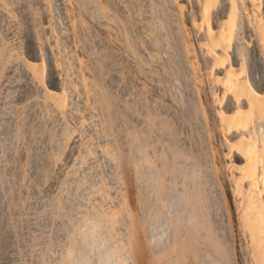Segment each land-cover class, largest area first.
<instances>
[{"label":"rangeland","instance_id":"1","mask_svg":"<svg viewBox=\"0 0 264 264\" xmlns=\"http://www.w3.org/2000/svg\"><path fill=\"white\" fill-rule=\"evenodd\" d=\"M6 0H4V1H1V2H5ZM8 1L9 2H11L12 0H7L6 1V8L3 6L4 5V3H3V5H1L0 6V16H2V17H0V21L1 22H5V24L6 25H3V27L1 26V22H0V31H1V33H3V35H5L4 36V38L3 37H1V36H3L2 34H0V38H1V40L3 39H5L4 41L2 40V43H6V40H7V42L9 43V44H7V45H4V44H2L3 46H4V48H3V46H1L0 45V72H1V70L3 71V72H1L0 73V84H2V85H0V91H2V93H6L5 94V97L6 96H8V94H10L9 96H11V97H9L11 100H8L7 98H6V100L8 101V102H13V103H11V105H13V107H15L14 109H13V107L12 106H10V103H8V102H6V100H5V97L4 96H1V95H4V94H2L1 92H0V98L1 99H4L2 102L0 101V105H2V106H4V104H6L5 106L6 107H10V109H12V111L13 110H16V112L14 111V113H15V115L14 114H12V115H14V116H11V114H10V112H11V110L9 109V108H6L5 106L3 107V108H1L2 106H0V110L2 111V112H0V120L1 121H3V123L2 122H0L1 124V127H0V134H4V135H8L9 133H10V130L11 129H13V130H17L18 128H16V126L17 127H19V130H20V128H22V130L24 131V133L23 132H19V130H17V131H12L11 130V133L12 134H14V136L13 135H11V133H10V135L12 136V138H11V136L10 135H8V136H10L9 138H8V136H4V135H2L3 136V138L0 140V141H3L4 139H5V142H6V144H5V142L3 143L2 142V147L3 148H5L3 151H1L3 148H1V146H0V154L2 153V152H4L3 154H2V156H3V158L5 157V156H7V157H5V160L4 159H1L2 158V156L0 155V162L2 163V164H5V163H3L4 161L7 163V164H10L11 162V165L13 166L12 168H13V170H12V168L9 166V165H4V167H3V169H1L0 170V173H4V171H5V175L4 174H0V183H1V190H0V226H2V227H0V231H1V233H0V257H1V259H0V264H61L62 262H60L61 260L64 262V263H66L67 261H68V263L71 261L72 262V259H73V257L72 256H74V254H75V256H77V255H80V253H82V250L81 251H79V249H78V251L80 252H78L77 250H76V247L75 246H73V248H70V247H72V242L71 243H69V241H72L71 239H70V237L69 236H72L73 234H77L78 232L77 231H79L80 229L79 228H81L82 227V229H84V231H85V229L86 228H88V226H87V224L85 223V222H87L86 221V218H84V217H86V215H88V214H90L89 213V211H88V213H87V211L86 210H90V212H95V211H97L100 207H98V206H100L99 204H105V206H104V204L102 205V208H103V206L106 208H104V209H100V210H98L99 211V213L101 214V216L103 215L104 217H102L103 218V220H106L105 222L103 221V222H101V224L103 223V226H105L101 231L99 230V228L100 227H102V226H99V228H88V230L90 231V232H88V234L86 235V237H88V236H90V238H91V240H89V243H88V241H87V238H86V244H87V246H88V244H89V246H88V248H87V246H84V247H86V249H84V250H86V252L87 253H89V251H90V255H91V258H90V255L88 254V257L92 260H90V263L91 264H125L124 262H126V263H128V264H130L131 263V261L132 260H138L139 258H138V256L137 255H133L134 257H130V255L132 254L131 252H129L128 253V251H126V248H123V246L125 247L126 245V247H128V248H130V244H129V240L131 239V237L129 236L130 234H131V232H133V230L134 229H137L135 232L137 233V235H136V233H135V235L134 236H137L138 237V240L139 241H142L143 243H144V249H143V252H144V254H145V252L147 251V249L146 248H148V251L146 252V254H148V255H146L145 254V256H147V257H145L144 258V264H153L154 262H156V260L155 259H157L158 258V261H159V264H162V262L163 263H166V261L168 260L169 261V259H171L169 262L167 261V264L169 263V264H211L213 261V263L212 264H243V262L241 261V259H240V256H241V253H240V247H241V245H243V241H240L238 238H235L236 236L234 235H228L227 236V242L225 243V246H224V251L223 250H221L220 249V251H222V252H225L224 254H226V256L223 254V253H221L220 251V253L222 254H220L219 252H218V250H219V248L218 249H216L215 247H213V249L214 250H211L210 248H212L211 246H213V245H209V244H213V243H211L212 241L210 240V242L208 241L209 239H211V237L209 236V235H211V234H209L210 233V230H208L207 231V234H206V232H205V230H206V228H204V229H202V231H200L199 232V237H205V240L202 238H198L197 240L198 241H195V242H197L198 243V247L196 246V248L198 249V248H200L199 246V242L201 241V240H203L205 243H208L207 244V246H209V249L207 248V250H209L210 252L211 251H213V254L211 253L210 254V252L208 251V252H205V251H207L206 250V247L204 248V246H202V241H201V246L205 249V250H203V248H201L204 252H203V254H201L200 255V253L202 252V250H197V254H196V251H193L192 250V253H191V249H190V253H187L186 254V252L185 253H183L186 257H184V255L182 254V252H184L183 251V249H184V247L182 248V245H179L178 243L181 241V239H182V237H183V235L181 236H179L178 238L180 239V241L178 240V238L176 237V236H178V233L180 232V231H182L183 232V230H181V229H184V232L183 233H185L186 234V232H187V230H189V229H187V226H188V222H184V221H186V220H190V222L191 223H189V226H190V229H191V232H187V234L186 235H193V233H192V225L191 224H193V220H191L188 216H186L184 213H183V211H182V213L180 212V214L178 215V216H180L181 214H184V219H186V220H184V219H182V215H181V217L179 218L178 216H177V214L179 213V212H177V209L176 208H173V210L171 209L170 210V208L172 207L171 205H170V202L168 201V203H167V196H166V194H164V195H162L163 196V198H164V196L166 197L165 198V200H166V202L165 203H167V204H165V206H164V203H163V201H161L162 200V197H161V200L159 199V202L158 203H156V201L155 200H157V195L159 194H162V192L161 193H157V195H156V191H157V189H159V185H158V183H159V181H158V183H156L157 182V179L156 180H154L153 181V183H154V185L150 182V180L152 181V177H150L151 179H149L148 180V178H149V176H153V174H154V172H156L155 173V175L154 176H160V180H162L161 178H163V180H164V178L166 179L167 178V175H168V178L166 179V181L164 180V183H165V185H167V186H169V188H172V190H174L176 193H179V191L181 192L182 190H186L187 192L190 190H192L194 187H196V184H197V180L195 181V180H193V179H191V178H189V177H187V176H185V175H183L181 172H179V171H182L183 170V167L185 166V163H188V162H190V164H191V162H192V164L191 165H193L194 166V168H196L197 169V172H199V171H202V174L199 172V174H201V175H203V176H201V175H199L200 176V179L202 180V181H207V182H205L204 184H206L205 185V188H207V189H205V192H206V194H208L209 193V200L210 201H214V202H216V203H212V202H209V203H207V205H204L206 208H204V206H203V211L205 212L204 214L206 215V216H210V217H212V218H217L216 220L215 219H213L214 220V227L216 228V232H217V230H218V232H219V230H223L224 229V227H226V225L228 226V224L230 225V223H228V219L227 218H225L224 216H225V214H223V210H226L227 208H228V201H227V197H225L226 196V192H225V189H223L224 187H223V183H222V181L221 182H218L219 180H221V177H219L220 175H221V173H220V171L221 170H218V169H220V167H219V164H218V152L217 151H215L216 152V154H215V152L214 153H212V149L211 148H213L214 146H215V142L213 141V136H212V134L210 135V134H208V133H211V132H208V131H210V129H208V128H210V127H208V125L207 124H209V123H207L206 121V123L205 122H202V123H196L195 121H196V119H198V117L199 118H201L202 120H200V119H198L197 120V122L199 121V122H201V121H204L205 119H206V117L207 116H209L208 115V113H207V109H206V106L204 105V107H203V104H204V101L201 99L202 97H203V87H201L202 85H199L197 88V90H198V92L200 93V95L198 94V97H199V100H198V106L199 107H201V105H202V107H201V110H202V108H204L203 109V113H204V111H206V114L204 115L203 113H202V111H200V115L201 116H199V114L198 113H195L194 114V116L193 117H191V119L189 118V117H187L186 115H182V114H185V112H184V110H185V106H186V104H187V99H185L186 98V91H187V85H186V77L184 76V75H179V77H178V79H177V77H176V75H173L174 76V78L172 77V75H164V73L160 70L161 69V66H160V68L158 67L159 65H161V55H160V52H158V50H161V47L164 49V51L166 50V52L167 53H169V55L171 54V55H173L174 53H176V49L174 48L175 47V45L173 44V42L171 41L172 39L170 38L169 40L171 41H165V42H167V44L163 41V40H161V39H157L158 38V36H156L157 35V33H156V31H154V33H153V35L151 34L152 32V29H153V27L154 26H156V19L155 18H157V17H154V16H156V15H154V13H155V11H154V9H152L153 8V5H151V4H153V3H151L150 2V0H133V1H130V0H122L123 1V3H122V1L120 0V2H119V0H117L118 1V3H117V1L116 0H109V2H108V0H101L102 2H104V6H105V3H106V5L108 6V7H106L105 9L103 8L104 6H102V3H101V1H97V0H95V1H92V0H78V1H82L81 3L80 2H78L77 0H73L72 2H74V1H76L77 3H72L71 1H70V4L71 5H73V6H71V9L74 7V10L76 11H74L73 9H72V15L75 13L76 15H74V17H77V20L79 19L78 17H80L79 15H80V13H83V14H85V15H83L84 17V19L82 18V22H84L83 23V25L81 24L82 22H81V19H79L80 21H78V23H77V26L79 25V27H78V32L79 33H76V38L75 39H78L79 40V38H81V41H83V42H81V44L79 43V41L78 40H76L75 41V43L76 42H78V43H76L77 44V46H78V51L76 50H74V49H72L71 47H70V38H72V40H74L73 39V37L71 36V34L69 33L70 31H69V29H67L66 30V28H68L69 27V20H68V18L66 17V14L65 13H63V11L65 12V8H64V6L62 5V2L60 1V0H51V4L53 5V6H50L51 4H50V1L49 0H43V2H46V3H48L47 5L49 6L47 9H46V11H48V13H49V17H48V21L50 22V24H51V22H52V28H54V25H55V28H54V30H53V32H52V36L53 37H55V35H57L58 36V42L60 41L59 39H61L62 41V43L60 42L59 43V45H60V47H62V48H59V52L61 53V51H63L64 52V54H63V52L61 53V54H59V56H60V58L62 59L63 57H64V55H65V58H67L66 60H68V62L66 61L65 62V60H62L63 62H62V64H64V65H62V67L61 68H63L62 70L64 71L65 69H66V67H67V70H68V73H70V71H72L73 72V74L72 73H70L69 75H68V73H67V70H66V72L64 71L63 72V74L64 75H66L65 73H67V76H69V82H70V89H74L73 91V95H77V94H79L80 95V93H79V91L77 90V88H76V90H75V88H72V87H76V86H78V84H77V78H76V76H78V74H76L77 72H78V68L77 67H72V63H70V62H72L70 59H71V55L73 54V55H75V54H77L78 55V57L81 59V61H80V59L78 60L77 58V55H76V59L81 63L82 61H84V62H86V63H84V65L86 66V67H89L88 68V71L89 72H91L92 74L90 75V77H91V79H93L94 81L96 80V82L95 83H97L98 85H103L104 87H106V88H104V89H107V91H108V93L107 94H109V98L111 99V100H106V101H104V100H101V99H104V98H102V96H99V97H95L96 99H95V104L97 105H95L94 103H93V99L91 100V102H92V105H91V102H90V107L92 108V106H94L93 107V109H94V115H92V116H94V118H92L91 117V115L88 113L87 114V112L86 111H84L83 109H82V102H81V97H80V99H79V95L78 96H76V97H73V95L71 96V98H72V100L74 101V108L75 109H73V111H75V112H72L71 111V114H73V115H70L69 114V117L68 118H66V119H68V121L66 120V119H64V118H61V117H57L55 114H57V113H55V111H53L52 112V110L50 109V106L49 107H47V104H46V102H43V101H45L44 100V97H43V95L42 94H39L38 93V95H37V92H36V90H29V88H27L26 86H24V83H25V77H22L23 76V72H22V68H20V67H23L24 66V64H22L23 62H25L26 60H30V58H28V57H31V58H33V54H32V52H30L31 51V49H30V47H28L29 46V39H28V37H27V32H25V30L27 31V20H26V17H24L25 15H26V13H24V11H23V9L25 8H27L26 10H25V12H28V10L30 9V7H32V8H38L39 10H37L36 11V9H31V11H33L35 14H38V15H44V14H47V12L45 11V9H44V7H43V5H42V0H41V2L39 3V1L40 0H37V2H36V0H31V4L30 3H28V2H30V0H28V2H27V5L28 4H30V5H28V6H30V7H26V5H25V3H26V1L27 0H22L23 2H25V3H23L21 0H13L12 1V4H13V6L15 7L14 9L11 7V5H10V3H8ZM16 1H19L18 3H19V5H18V3L16 2ZM21 1V2H20ZM49 1V2H48ZM87 1H89L90 2V5H88L89 3L87 2ZM127 1V2H126ZM142 1V2H141ZM146 3V4H144V2ZM152 1V0H151ZM33 2H36V3H33ZM125 2V3H124ZM128 2L131 4V5H129L128 4ZM139 2V3H138ZM141 2V3H140ZM148 2H150V3H148ZM15 3V4H14ZM20 3L22 4V5H20ZM33 3V4H32ZM58 3H61V4H59V5H57ZM86 3H88L87 5H86ZM96 3H99V8L101 9V8H103L101 11H100V9H98V5L96 4ZM135 3V4H134ZM136 3H138V4H140V7H139V5L138 4H136ZM39 4V5H38ZM78 4H80V5H77ZM82 4L84 5V6H82ZM92 4V5H91ZM94 4H96V5H94ZM112 4V5H111ZM114 4H116V5H114ZM119 4V5H118ZM122 4H125V5H123V6H120V5H122ZM130 6V9H128L129 8V6ZM150 4V5H149ZM33 5V6H32ZM36 5V6H35ZM57 5V6H56ZM61 5V6H60ZM138 5V6H137ZM148 5V6H147ZM20 6V7H19ZM24 8H23V7ZM35 6V7H34ZM43 8H42V7ZM79 6H81V7H79ZM102 6V7H101ZM111 6V7H110ZM114 6H115V8H114ZM116 6H118L117 8H116ZM126 6H128L127 8H126ZM135 6V7H134ZM2 7L4 8V10H6L8 13H12V11H13V13H12V15L14 14H16V12L18 13V15L15 17V16H8V15H10V14H6L5 13V11L3 12L2 11ZM7 7H11V8H8L9 10H7ZM51 7L53 8L52 9V11H51ZM55 7H57V8H55ZM59 7H61V8H59ZM77 7V8H76ZM112 7L114 8V10H117L116 11V13L118 12V11H120V13H110V10H111V12L112 11H114L113 9H112ZM151 7V8H150ZM79 8V9H78ZM80 8H82V9H80ZM85 8H86V10H93V8L95 9V10H93L94 12V15H93V13L91 12L90 13V11L88 12V11H85ZM89 8V9H88ZM111 8V9H110ZM127 10H126V9ZM132 8H133V10L134 9H138L136 12L135 11H133L132 12ZM143 8V9H142ZM150 8V9H149ZM10 9H13V10H10ZM18 9V10H17ZM40 9H43V13H41L42 12V10H41V12H39L40 11ZM96 9H98V10H96ZM109 9V10H108ZM121 9V10H120ZM125 9V10H124ZM145 9V11H143ZM16 12H15V11ZM21 10V13L20 12H18V11H20ZM35 10V11H34ZM51 12H50V11ZM79 10H83L82 12L81 11H79ZM103 10H105V11H107L108 13H110V15L108 14V15H105V14H107V12H103ZM128 10H131L130 11V13H129V11ZM141 10V11H140ZM151 10L152 11H154V13L153 12H151ZM10 11V12H9ZM22 11H23V13H22ZM98 11V12H97ZM122 11V12H121ZM55 12H57V13H55ZM59 12V13H58ZM77 12H80V13H78L77 14ZM86 12H87V14H86ZM134 12L137 14H134ZM143 13V15H142V13ZM145 12H147V13H145ZM5 15H4V14ZM40 13V14H39ZM52 13L54 14V15H56L55 16V19H54V15H52ZM95 13L97 14H99V15H97L96 17H95ZM133 13V14H132ZM145 13V14H144ZM152 13H153V15H152ZM1 14H3V15H1ZM20 14V15H19ZM24 14V15H23ZM89 14V15H88ZM92 14V15H91ZM105 16H104V15ZM122 16H121V15ZM129 14H131V15H129ZM141 14V15H140ZM147 14H149V15H147ZM48 15V14H47ZM61 17H60V16ZM103 15V16H102ZM111 15H114L115 17H116V19H115V17L114 16H111ZM125 15V16H124ZM133 15H135V16H138V15H140V16H138V17H135L134 18V16ZM147 15V16H146ZM151 15L153 16V17H151ZM6 16V17H5ZM22 16V17H21ZM58 16V17H57ZM64 16V17H63ZM90 16V17H89ZM102 16V17H101ZM118 16H119V18L121 19V21L122 22H120V20H119V18H118ZM128 16H131V17H133V18H131V17H128ZM146 16V17H145ZM8 17V18H7ZM11 17L13 18V17H15V19L16 20H14V18L12 19V21H11ZM18 17V18H17ZM41 17V16H40ZM81 17H82V14H81ZM80 17V18H81ZM91 17H93V18H91ZM102 19H106L107 17V19L105 20V22H104V20L102 21V23H101V21L100 20H102ZM104 17V18H103ZM106 17V18H105ZM110 17V18H109ZM5 18V19H4ZM7 18V19H6ZM22 19V21L24 20V22H25V26H26V28H23L22 26H24L23 24H24V22H23V24L20 22L21 20L20 19ZM50 18H52L51 20H49ZM94 18H96V19H94ZM114 18V19H113ZM123 18H126L125 20L123 19ZM137 18V19H136ZM143 19L142 21L140 20L139 21V19ZM146 18H147V20H146ZM150 18V21L148 20ZM154 18V20H152ZM3 19V20H2ZM19 19V20H18ZM41 19V18H40ZM56 21H54V20ZM56 19H59V20H56ZM87 19V20H86ZM112 19V20H111ZM128 19H129V22L128 23H130V22H132L130 19H134V21L136 20V21H138V22H135L136 23V25H134L135 23H134V21H133V25L134 26H137L140 30H138L137 29V27H136V29L139 31H133V29L134 30H136L134 27H132L133 25H131V26H127V25H130V24H128L126 21H128ZM6 20H7V22H6ZM19 22H18V21ZM84 20V21H83ZM85 20L86 21H90V20H92V21H90L91 23H89L88 25H86V22H85ZM97 20V21H96ZM115 20H118L119 22H117V21H115ZM146 20V21H145ZM154 22V24H152V21ZM8 21H9V23H8ZM16 21L18 22V23H16ZM41 22L40 23H42V19L40 20ZM58 21V22H57ZM60 21H62V22H60ZM96 23H95V22ZM112 21V22H111ZM149 21V22H148ZM54 22V23H53ZM64 22V23H63ZM65 22H67V23H65ZM79 22H81L80 24H81V27L82 26H84V28L82 27V28H80V24H79ZM108 22H110V23H108ZM142 23L143 25H141L140 23ZM143 22H145V24L147 25H144V23ZM8 23V24H7ZM11 23L13 24V25H11ZM14 23H15V25H14ZM21 23V24H20ZM60 23H62V24H60ZM99 23H101V28H100V24ZM112 23H115L114 25L112 24ZM119 23H121V24H119ZM126 23H127V25H126ZM151 23V24H150ZM9 24H10V26H9ZM61 26V28H60V26ZM63 24L65 25V27H62L63 26ZM68 24V25H67ZM98 24V25H97ZM110 24H112V25H110ZM20 25H22V26H20ZM58 25V26H57ZM87 27H86V26ZM103 25L105 26V27H109V28H105V27H103ZM106 25H108V26H106ZM112 26V27H114V30L116 31V33H115V31L113 30V28H111L110 26ZM115 25H116V27H115ZM122 25H124V27H126V30L130 33L131 31H132V33L133 34H129L127 31H125V30H123V29H125V28H121L120 30H119V27L121 26V27H123ZM126 25V26H125ZM150 25H152L151 27H150ZM22 28V30H20L21 28ZM24 26V27H25ZM56 26H57V28L58 29H56ZM90 26V27H89ZM92 26H94L93 27V29H92ZM95 26H98V27H95ZM142 26V27H141ZM5 27H9V29L8 30H5V29H7V28H5ZM11 27V28H10ZM20 29H19V28ZM86 27V28H85ZM90 28V29H87V28ZM16 28V29H15ZM103 28H104V30H103ZM142 28V29H141ZM145 28V29H144ZM147 28V29H146ZM152 28V29H151ZM5 31H4V30ZM15 29V30H14ZM18 29L22 32H20V31H18ZM55 29L57 30V31H55ZM82 29V30H81ZM83 29L86 31H84L83 32ZM13 30V31H12ZM61 30H63V31H61ZM87 30H88V32H87ZM91 30V31H90ZM99 30H101V31H99ZM111 30V31H110ZM114 32H113V31ZM121 30H123V32L124 33H122V31ZM130 30V31H129ZM144 30V31H143ZM154 30H155V27H154ZM9 31V33H7ZM11 31V32H10ZM23 31H24V33L26 34H23ZM54 31L56 32V33H58V34H55L54 33ZM61 31V33H59ZM67 31H69L68 33H69V35H65V34H68V33H66ZM81 31V32H80ZM93 31V32H92ZM97 31V32H96ZM104 31V32H103ZM109 31V33L110 32H112V33H110V37H109V33H107ZM119 31H121V34H119L120 32ZM142 31V32H141ZM17 32V33H16ZM44 32V31H43ZM65 32V34H63ZM90 32H92V33H90ZM101 32V34H98V33H100ZM126 32V33H125ZM136 32V33H135ZM145 32H147V33H145ZM149 32H151V33H149ZM7 33V34H6ZM49 32H45L44 34H45V37L47 36V37H50L49 36V34H48ZM83 33H85L84 35H83ZM90 33V34H89ZM96 35H95V34ZM114 33V34H113ZM142 33V34H141ZM10 34V35H9ZM19 34V35H18ZM55 34V35H54ZM61 34V35H60ZM98 34V35H97ZM104 34H106V36L104 35ZM119 34V35H118ZM122 34H126V35H122ZM135 34H137V35H135ZM141 34V36H139V35ZM147 34H149V35H147ZM151 34V35H150ZM186 34V33H185ZM7 35H9V36H7ZM13 35V36H12ZM62 35H65V36H62ZM79 35V36H78ZM81 35V36H80ZM86 35V36H85ZM91 35H92V37H91ZM113 35V36H112ZM115 35H116V37H115ZM117 35H118V37L121 39V40H123V41H121L118 37H117ZM120 35L122 36V38L123 37H127V35H128V37H127V41L125 40V39H122L121 37H120ZM133 37V40H134V37H135V39H139V37H140V41L137 39V41H138V44H137V42H136V40H135V42L134 41H132V39H131V36ZM145 35L146 36H149L150 37V39L148 38V37H145ZM59 36H61V37H59ZM100 36H102V37H100ZM103 36H105V37H103ZM138 36V37H137ZM151 36H154V38L153 37H151ZM8 37V38H7ZM18 37V38H17ZM19 37H21L22 39H19ZM23 37H25V38H23ZM70 37V38H69ZM87 38V39H90V40H85V38ZM90 37V38H89ZM96 37V38H95ZM112 37H114L113 39H112ZM130 37V42H131V44H130V42H129V40H128V38ZM13 38V39H12ZM27 38V39H26ZM70 40H69V39ZM108 40H107V39ZM110 38H111V40H112V42H114V43H112L111 41H110ZM118 38V39H117ZM156 38V39H155ZM187 38V40H186V42L187 43H189L188 44V49H189V53L191 54L192 52H194V47H193V43L192 42H188V40H189V38L188 37H186ZM10 39V40H9ZM26 39V40H25ZM91 39H93L94 40V42H92L93 40H91ZM98 39H100V40H98ZM114 39H117V41L118 40H120L121 41V43L123 44V43H125L126 44V42H128V44H127V46L124 44V45H122L121 43V45L119 44V42H115L114 41ZM146 39V40H145ZM19 40V42H17ZM23 42H22V41ZM25 40V41H24ZM143 40V41H142ZM156 40H159V42H157ZM166 40H168V39H166ZM85 41V42H84ZM90 42V43H88L87 44V42ZM108 41H110L109 43H108ZM125 41V42H124ZM146 41V42H145ZM163 41V42H162ZM1 42V41H0ZM17 42V43H16ZM22 42V43H21ZM25 42H26V44L27 45H24L25 44ZM141 42H143V43H141ZM153 42V43H152ZM159 43V44H165L164 46L163 45H154V44H157V43ZM160 42H162V43H160ZM20 43V44H19ZM86 43V44H85ZM97 43V44H96ZM13 46H12V45ZM15 44V45H14ZM81 46H80V45ZM82 44H85V45H82ZM111 44H113V46L111 45ZM133 44V46H131ZM140 44V45H139ZM147 44V45H146ZM9 45H11L10 47L13 49H11L10 47H8ZM19 45V46H18ZM93 45V46H92ZM96 45V46H95ZM98 45V46H97ZM102 45V46H101ZM116 45V46H115ZM128 45H130L131 46V48L132 49H130V47H128ZM136 45H138L137 47H136ZM143 45V46H142ZM148 47H146V46ZM5 46H7L9 49H7V51H8V53H6V54H8L7 56L9 57V59H11V57H13L12 56V54H10V53H13L12 51H14V49H17V51H18V55L15 53L16 52V50H15V52H14V57L10 60V62L8 63V61L7 60H9L8 59V57L6 56V54H5V51L6 50H4L5 49ZM20 46H22V47H20ZM85 46V47H84ZM101 48H100V47ZM119 46V47H118ZM124 48H123V47ZM156 46H157V49H156ZM15 47H17V48H15ZM19 47V48H18ZM88 47V48H87ZM96 47V48H95ZM104 47H106V49L108 50L109 49V51L107 52L106 50H104L105 48ZM110 47V48H109ZM125 47H128V49L127 48H125ZM144 47H146L145 49H144ZM192 47V48H191ZM1 48H2V50H1ZM23 48V49H22ZM84 48V49H83ZM86 48V49H85ZM100 50H99V49ZM113 48V49H112ZM135 48V49H134ZM137 48H139L136 52H137V54H140V53H142V55L143 56H139V55H137L138 57H140V58H143V59H145L144 60V62H142L143 61V59L142 60H140V58H138V57H136V52H135V50L137 49ZM159 48V49H158ZM167 48V49H166ZM171 48H174V50H175V52L173 51V49H172V51H170L171 50ZM21 49V50H20ZM68 49V52H69V54L67 53L66 54V50ZM94 49H96L95 51H93ZM121 49H123V50H125L126 49V51H122ZM170 49V50H169ZM22 50H25V51H22ZM29 50V51H28ZM45 49H42V51L44 52V53H42L41 54V56H43V59L41 58V60L44 62V63H46L45 65H46V68H48L47 69V71L50 69V64H49V55L48 56H46V54H48L47 53V51L45 50ZM83 50H85V51H83ZM87 50V51H86ZM97 50H99V51H97ZM117 50H119V51H117ZM120 50H121V52H120ZM130 50V51H129ZM132 50V51H131ZM134 50V51H133ZM168 50H169V52H168ZM4 52V53H2V52ZM6 51V52H7ZM26 51H28V52H26ZM41 51V52H42ZM82 51H83V53H82ZM93 51V52H92ZM103 51H105V52H103ZM114 51V52H113ZM146 51H147V53L148 54H146V55H144L145 53H146ZM27 54L26 56L23 54ZM82 53V55H84V56H81L80 54ZM99 52H101V54L102 53H104V55L102 54V55H100V53ZM120 52V53H119ZM124 52H126L125 54H124ZM131 52V53H130ZM132 52H134V53H132ZM19 53H21V55L19 54ZM87 53V55H85ZM90 53V54H89ZM97 53V54H96ZM98 53H99V55H98ZM106 53H109V54H107L106 55ZM130 53V54H129ZM150 53V54H149ZM153 54V57L152 56H150V55H152ZM154 53H156L155 55H154ZM2 54H5V55H2ZM10 54V55H9ZM114 54V55H113ZM124 54V55H123ZM129 54V55H128ZM131 54H132V56H131ZM134 54V55H133ZM23 55V56H22ZM66 55H68L69 56V58H68V56H66ZM72 55V56H73ZM92 55V57L90 58V56ZM96 55H98V56H96ZM106 55V56H105ZM111 55H112V58H111ZM123 56L122 58H121V56ZM126 55V56H125ZM141 55V54H140ZM191 55H193V54H191ZM2 56V57H1ZM18 56H19V58H18ZM25 57L24 59L23 58H21V57ZM102 56V57H101ZM103 56H105V57H107L106 59H105V57H103ZM117 56H119V57H117ZM131 58H130V57ZM6 57H7V59H6ZM15 57H17V59L19 60V61H17V59H15ZM44 57H45V59H44ZM88 57V58H87ZM117 57V58H116ZM126 57V58H125ZM128 57H129V59H128ZM134 57V58H133ZM136 57V58H135ZM27 58V59H26ZM84 58V59H83ZM106 60V62H105V60ZM123 58L126 60V59H128V60H126L127 62H129L128 64H126L127 62H124V67H122L121 69H120V67L123 65V62L122 61H125V60H123ZM148 58V59H147ZM1 59H3V60H1ZM4 59H6V61H7V63L8 64H11V61H12V64L15 62V61H17L16 62V64H14L13 66H11L10 65V67H8V65H7V67H6V70L4 69V65H6L7 63L4 61ZM15 61H14V60ZM64 59V58H63ZM113 59V60H112ZM118 59H119V62H118ZM121 59V60H120ZM131 59H133V60H131ZM139 59V60H138ZM155 59V60H154ZM22 60H23V62H22ZM32 60V59H31ZM87 60H91L90 62H91V64L89 63V61H87ZM102 60H104V61H102ZM114 60H116V63H115V61ZM2 61V62H1ZM111 61H113L112 63H110ZM121 61V62H120ZM135 61H137V62H135ZM146 61H148V64H147V62ZM6 64H5V63ZM20 62H22V63H20ZM87 62H88V64H87ZM105 62V63H104ZM159 62V63H158ZM4 63V64H3ZM22 64V65H20V64ZM70 63V64H69ZM83 63V62H82ZM81 63V64H82ZM101 63V64H100ZM103 63H104V65H103ZM119 65H118V64ZM120 63H122V64H120ZM18 64V65H17ZM67 64V65H66ZM69 64V65H68ZM92 64H94V67H92L93 65ZM131 64V65H130ZM134 66H133V65ZM145 64H147V65H145ZM172 64V63H171ZM48 65H49V67H48ZM70 65H71V68H69L70 67ZM88 65V66H87ZM91 65V66H90ZM115 65V66H114ZM135 65H138V66H135ZM66 66V67H65ZM73 66H74V64H73ZM84 66V67H85ZM95 66H99V69L98 68H96ZM114 66V67H113ZM118 66V67H117ZM126 66H127V68H126ZM143 67L142 69H144V70H139L140 68L139 67ZM146 66V67H145ZM148 66V67H147ZM85 67V68H86ZM91 67L92 68H94V70L92 69L91 70ZM131 67H132V71H130V69H131ZM139 71H137L136 72V69ZM145 67V68H144ZM10 68V69H9ZM11 68H12V70H16V71H12L11 70ZM75 68V70H73ZM119 68V69H118ZM7 69H9V70H7ZM20 69V70H19ZM87 69V68H86ZM98 69V70H97ZM127 69H129V70H127ZM17 70H19L18 71V74H17ZM91 70V71H90ZM98 71V72H101L100 73V75L102 74V76H99V74L98 73H96V72H94V71ZM99 70H102L103 72H104V74L102 73V71H99ZM8 71H10L9 73H8ZM77 71V72H76ZM143 71V72H142ZM144 71H147L146 73L147 74H145L144 73ZM6 72V73H5ZM109 74H108V73ZM119 73L118 75L116 74V73ZM132 74H131V73ZM5 73V74H4ZM8 73V74H7ZM22 73V75H20ZM96 73V74H95ZM114 73V74H113ZM127 73H128V75H127ZM163 73V74H162ZM16 74V75H15ZM74 74L76 75V76H74ZM90 74V73H89ZM98 74V75H97ZM120 74H123V75H120ZM135 74H137V75H135ZM141 74H143V76L141 77L140 75ZM161 74V75H160ZM20 77H19V76ZM49 75V76H48ZM98 77V79H96L97 77ZM104 75V76H103ZM105 75H106V77H105ZM109 75V76H108ZM146 75V76H145ZM148 75V76H147ZM7 76V77H6ZM13 76L15 77V78H13ZM112 76V77H111ZM178 76V75H177ZM182 76H184V77H182ZM6 77V78H5ZM9 77V78H8ZM50 78V73H49V71H48V74H47V76H46V84L48 85V87L49 88H51L50 86L52 85V82H51V78ZM75 79H74V78ZM148 77V78H147ZM10 79V80H12V81H14L15 80V82H12V81H10L9 83H8V79ZM16 78H18V79H20V80H18L17 81V83H16ZM68 78V77H67ZM70 78H72L73 80H71ZM95 78V79H94ZM104 78V79H103ZM107 78V79H106ZM113 78V79H112ZM137 78H139V80H141L140 82H138V79ZM141 78V79H140ZM142 78H144V79H142ZM145 78H147V79H145ZM181 78V79H180ZM101 79H103L106 83H104L103 82V80H102V82H100L99 80H101ZM114 79H116V80H114ZM177 79V80H176ZM7 82H6V81ZM98 80V81H97ZM110 80V81H109ZM113 80L115 81L114 83H112L113 82ZM118 80H120V81H118ZM144 80V81H143ZM146 80V81H145ZM148 80V81H147ZM183 80V81H182ZM22 82V84H21V82ZM72 81H73V83H72ZM93 81V82H94ZM2 82V83H1ZM51 82V83H50ZM74 82H76V84L74 83ZM101 84H100V83ZM112 84H111V83ZM186 82V83H185ZM4 83H6L5 85L6 86H4ZM16 83V84H15ZM50 83V84H49ZM109 83V84H108ZM13 86H11V85ZM107 84V85H106ZM114 84H116V85H114ZM14 85H15V87H14ZM17 85V86H16ZM50 85V86H49ZM109 85V86H108ZM128 87H127V86ZM11 88H10V87ZM101 86H99V88L101 87ZM103 86L101 87V88H103ZM114 86V87H113ZM2 87V88H1ZM18 87V88H17ZM187 87V88H186ZM8 88V89H7ZM10 88V89H9ZM15 88V89H14ZM110 88V89H109ZM200 88H202V89H200ZM4 89V90H3ZM17 89V90H16ZM19 89H21L20 91H18ZM25 89V90H24ZM52 89V88H51ZM68 89V84L66 83V90ZM103 89V90H104ZM110 90V93L112 92V95L109 93V90ZM129 89V90H128ZM200 89V90H199ZM7 90L9 91V92H7ZM69 90V89H68ZM24 91V92H23ZM30 91V92H29ZM34 91H35V93H34ZM78 92L77 94L75 93V92ZM106 91V90H105ZM72 92V91H71ZM24 93V94H23ZM27 93H28V95H27ZM22 94H23V98H22ZM26 94V95H25ZM30 95V96H29ZM185 95V96H184ZM36 96H38V99H36L37 97ZM42 96V97H41ZM81 96V95H80ZM117 98V100L119 99V101H115L114 99H116L115 97ZM182 96H183V99H182ZM200 96H201V98H200ZM3 97V98H2ZM34 97V98H33ZM39 97L40 98H42L41 100L39 99ZM104 97V96H103ZM74 98V99H73ZM76 98H77V100H79V101H76ZM14 99V100H13ZM19 99V100H18ZM21 99H24V100H21ZM34 99V101L33 102H31L30 100H33ZM182 99V100H181ZM35 100L36 101H38V100H40V105H39V103L37 104H35L34 102H35ZM97 100V101H96ZM101 100V101H100ZM5 101V103H3ZM18 101V102H17ZM28 101H30L31 103H33L34 104V106L30 103V102H28ZM42 101V102H41ZM121 101V102H120ZM183 101L185 102V105H183ZM200 101H203V103L201 104L200 103ZM77 104H76V103ZM98 102V103H97ZM99 102H102L103 104H105V102H106V104L108 105L109 104V106H111V107H113L112 106V104H114V106L115 105H117V106H115L116 108H110L109 106H107L106 104H105V106H102L103 104L101 103V106L99 107ZM2 103V104H1ZM20 103V104H19ZM26 103H28V104H26ZM29 103H30V105H29ZM42 103V104H41ZM110 103H112V104H110ZM197 102H195V104H196ZM26 104V105H25ZM43 104L46 106V108L47 109H45V106H43ZM170 104V105H169ZM25 106V108H29V109H24V107L23 106ZM172 105V106H171ZM27 106V107H26ZM39 106V107H38ZM12 107V108H11ZM16 107H18V110H19V112H23L24 110V112L23 113H20L19 114V112H18V110H17V108ZM22 107V108H21ZM38 107V108H37ZM41 107H42V109H41ZM99 108V110L98 111H100V112H98V111H95V110H97L98 108ZM107 107H109V108H107ZM126 107H130L131 109H132V111H133V115H132V111H130V108L128 109H124V108H126ZM133 107V108H132ZM45 110H48V108L50 109V110H48V112L50 111V113H51V119H50V122L48 121L49 119H48V116L46 117L45 115H48V114H46V113H48L47 111H45ZM81 108V111H79V109ZM2 109H4V110H2ZM7 109V110H6ZM24 109V110H23ZM36 111H35V110ZM38 109V110H37ZM40 109L42 110L41 111V113H39L40 112ZM104 110V112H103V110ZM114 111L113 113L110 111ZM171 109V110H170ZM176 109V110H175ZM10 110V111H9ZM21 110V111H20ZM46 112H44V111ZM71 110V109H70ZM102 110V111H101ZM106 110H107V112H106ZM124 110H125V114L123 115V117L125 116L126 118H128L126 121H124V119L121 117V115L124 113ZM129 110V111H128ZM176 112H175V111ZM33 111V112H32ZM5 112H8L7 114H10V116L12 117L11 119H10V117H9V115H8V117H7V114L5 113ZM18 112V113H17ZM78 112H81V113H84V114H81V113H78ZM98 112V113H97ZM101 112H103V113H101ZM108 112L109 113H111V116H112V118H109V116L108 115H110V114H108ZM129 112V113H128ZM173 112V113H172ZM183 112V113H182ZM5 113V114H4ZM17 113V114H16ZM35 113H38L39 115H38V117H39V119H40V121H42V122H40L39 121V119H38V125H37V123H36V125H35V121L37 122V118L38 117H36L37 116V114H35ZM43 113H45V114H43ZM55 113V114H54ZM74 113H75V115H74ZM86 113V114H85ZM106 114V116H105V114ZM120 113H122V114H120ZM172 113V114H171ZM181 113V114H180ZM203 115H202V114ZM25 114V116H26V114H28L27 116H28V119L29 120H26L27 119V116L25 117V116H23ZM41 114H43V115H41ZM52 114H54V115H52ZM78 114V115H77ZM98 114H99V116L101 117H99L98 116ZM100 114H102V116L100 115ZM114 114V115H113ZM174 114V115H173ZM4 115H6L5 117H3ZM23 116L24 117V120H22V118L23 117H20L21 119H19L18 120V118L19 117H17L16 118V116ZM36 115V116H35ZM119 115V116H118ZM128 115H130L129 117H127ZM153 115V116H152ZM155 115V116H154ZM176 115V116H175ZM196 115H198V117L196 116ZM207 115V116H206ZM42 116H44L43 118L44 119H42ZM50 116V115H49ZM54 116V117H53ZM72 116H73V118H72ZM75 116V117H74ZM77 116H79V117H77ZM80 116H82L81 118H80ZM87 116V117H86ZM110 116V117H111ZM178 116H180L179 118H178ZM185 116V118H183ZM7 117V118H6ZM14 117V118H13ZM57 117V118H56ZM77 117V118H76ZM84 117H85V119H86V121H84V123H82L83 122V119H84ZM92 119H91V118ZM98 117V118H97ZM108 117V118H107ZM181 117H182V119H181ZM203 117H205L204 118V120H203ZM26 118V119H25ZM45 118H46V120H45ZM53 118V119H52ZM72 118V119H71ZM90 118V119H89ZM103 118H105V120L103 119ZM114 118H116V119H114ZM135 120H134V119ZM146 118V119H145ZM160 118H162V119H160ZM176 118V119H175ZM187 118V119H186ZM207 118H209V117H207ZM4 119V120H3ZM5 119H7V120H5ZM16 120V121H14V120ZM36 119V120H35ZM55 119V120H54ZM57 119V120H56ZM75 119V120H74ZM79 119V120H78ZM82 119V120H81ZM84 119V120H85ZM109 119V120H108ZM123 119V120H122ZM146 121H145V120ZM152 121H151V120ZM164 119V120H163ZM166 119V120H165ZM178 119H180V120H178ZM186 119V120H185ZM194 119V120H193ZM21 120L23 121L22 122V124L20 125V123H21ZM33 120V121H32ZM46 121L45 123L43 122V121ZM53 120V121H52ZM63 120H66V121H63ZM71 120V121H70ZM78 120V121H77ZM88 120H89V122H88ZM90 120H94V122L92 121V123L90 122ZM109 122H108V121ZM110 120H111V126H109L108 125V123H110ZM128 120H129V122H128ZM151 122H150V121ZM169 122H168V121ZM186 122H185V121ZM190 120V121H189ZM207 120H209L210 121V119H207ZM10 121H12V123L10 122ZM16 123V125L14 124V122ZM24 121H28L27 123H29V124H27L26 122H25V124L28 126L29 125V127H27V126H25V124H24ZM31 122V124H30V122ZM58 122V124L60 123L61 125H58L57 124V122ZM61 121H63V123L61 122ZM75 121V122H74ZM138 121V122H137ZM148 121V123H147V125L148 126H146L145 125V122H147ZM154 121H156L155 123H154ZM183 121V122H182ZM191 121H192V123H191ZM5 122H8V124H6L5 125ZM10 122V123H9ZM53 122L56 124V127H54L53 128V126H54V124H53ZM65 122H71L72 124H68L67 123V126H66V128H64V124H65ZM77 124V127H80L79 129H81V127H83V130H82V132H80L81 130H74L75 129V127H76V125L74 124ZM78 122V123H77ZM105 122H107V123H105ZM137 122V123H136ZM150 122V123H149ZM164 122H168V124L166 125V123H164ZM193 122H194V124H196V125H194L193 124ZM82 123V124H81ZM102 123V125H100V124ZM112 123H113V125H112ZM160 123H161V125H160ZM177 123V124H176ZM182 123H184V124H182ZM42 124V125H41ZM49 124V125H48ZM52 124H53V126H52ZM80 124H81V126H80ZM84 124H86V126H84ZM91 125V127H90V125ZM95 124V125H94ZM99 124V125H98ZM103 124H106L108 127H110V129L111 130H106L105 131V128H107V129H109L107 126H105V125H103ZM137 125V126H135V125ZM144 124V125H143ZM152 124H154V125H152ZM155 124H157V125H155ZM181 124H182V126H181ZM190 124V125H189ZM191 124H192V127H193V129H191L192 127H191ZM200 124V125H199ZM204 124L205 125H207V129L205 128L206 126H204ZM13 125V126H12ZM22 126V127H20V126ZM25 126V129H26V131L24 130V126ZM36 127H35V126ZM58 125V126H57ZM70 125H72L74 128H71L70 129ZM96 125H98L99 126V128H97L98 126H96ZM172 125H173V127H172ZM183 125H186V126H183ZM197 126V127H199V126H203L204 127V132H207V134H208V136L210 137V139L212 140V141H210V142H212V143H209V140H203V135L200 133L201 131H199V129L198 130H196L197 128L195 127L194 128V126ZM199 125V126H198ZM33 126H34V128H33ZM43 128H42V127ZM45 126V127H44ZM46 126L48 127L47 129H46ZM59 126H62V127H59ZM71 126V127H72ZM87 126H89V127H87ZM96 126V127H95ZM101 126H105L104 128L103 127H101ZM113 126V127H112ZM133 126H135V127H133ZM160 126V127H159ZM163 126V127H162ZM169 126V127H168ZM180 126V127H179ZM190 128H189V127ZM210 126V125H209ZM10 128V130H9V128ZM41 127V129H39ZM67 127H69V128H67ZM77 127H76V129H77ZM87 128L86 130H85V128ZM100 127L105 131V132H103V130L102 129H100ZM142 127H144L145 129H143ZM166 127V128H165ZM5 128H7V131H6V129ZM49 128H53V129H51L50 131L48 130ZM90 128H91V130H90ZM137 129L138 128V133L136 132V130L135 129ZM142 128V129H141ZM148 130H147V129ZM163 128V130H161ZM188 128V131H186V129ZM3 129V130H2ZM32 129H33V131H35V132H33L32 131ZM44 129H46L45 131H44ZM56 129H58V134L59 135H62L63 133V135H62V137L61 136H59L56 132L57 131H55ZM60 129H61V131H60ZM67 129H69V130H67ZM96 129V130H95ZM139 129H141L140 131H139ZM203 129V128H202ZM8 130H9V133H8ZM63 130V131H62ZM67 130V134H68V136L65 134V132L64 131H66ZM71 130V132H75V133H70L69 131ZM73 130V131H72ZM98 130H100V132L98 131ZM135 130V131H134ZM144 130V131H143ZM145 130H147V131H145ZM194 130V131H193ZM208 130V131H207ZM33 132V135H35L34 137V139H33V135H32V132ZM37 131H38V134H37ZM54 131V132H53ZM86 131V132H85ZM87 131L89 132V133H87ZM93 131H95V132H93ZM99 132V133H97V132ZM161 131H163V132H166V133H168L169 135H168V138L169 139H167L166 138V136H167V134L166 133H164V134H162V132ZM172 131V132H171ZM177 133H176V132ZM4 132V133H3ZM7 132V134H5ZM18 132H19V135H17L18 134ZM29 132V133H28ZM50 132V134L51 135H46L47 133H49ZM56 133L57 134V139L55 140V139H53V138H56V135L55 134H53V133ZM79 132V133H78ZM106 132H107V134H106ZM133 132V133H132ZM174 132H175V135H174ZM198 132V133H197ZM22 135H21V134ZM27 133V134H26ZM35 133V134H34ZM69 133L70 134H72L71 136H72V138H74L73 140H72V138H68V137H70V135H69ZM80 133H82L81 135H79ZM87 133V134H86ZM94 133V135L92 136V139L90 138L91 137V135ZM97 133V134H96ZM130 133H132V134H130ZM170 133L171 134H173V135H170ZM200 133V134H199ZM23 134H26V135H23ZM40 134H41V136H40ZM43 134V135H42ZM75 134H76V136H75ZM85 134V135H84ZM98 134H101V136L100 135H98ZM103 134V135H102ZM136 135L139 139H140V137L143 139V141H144V138H146V140L143 142L142 141V139H140V142L142 141V143L143 144H145V145H143L144 147H147L148 148V150L146 149V150H144V148H142L143 146L142 145H139V146H141V147H139V149H137L138 148V144H140V143H135V142H137V141H135V139H133V138H135V136H133V135ZM163 136V137H161V135ZM199 134V135H198ZM21 135V136H20ZM32 135V136H31ZM84 135V137H83V140H84V142H85V144L87 143L88 144V141H90L89 139H91V143H90V145L93 147L94 146V148L95 149H93L92 147H90L89 148V146L87 145V147H86V145L84 144V142L82 143V141L83 140H81V136H83ZM142 135V136H141ZM166 135V136H165ZM194 135V136H193ZM18 136H20V141L19 142H16V140L15 139H18L17 137ZM24 136H26V137H24ZM29 138H28V137ZM37 136V137H36ZM53 136V137H52ZM65 136H67V139L68 140H65L66 139V137ZM74 136V137H73ZM103 136V137H102ZM145 136V137H144ZM159 136L161 137L160 138V140L161 141H159ZM170 136V137H169ZM177 138H176V137ZM180 136V137H179ZM185 136V137H184ZM196 136V137H195ZM5 137H7L8 139H7V141H6V138ZM15 137V138H14ZM22 137H24L23 139H22ZM43 137V141H41V139L40 138H42ZM59 137H61V138H59ZM65 137V138H64ZM86 137H87V139L88 140H86ZM98 137H99V139L100 140H102V142H100V140L98 141ZM107 137H108V139H107ZM136 137V138H137ZM165 137V138H164ZM188 137V138H187ZM199 137H201L200 139L202 140H199ZM32 138V139H31ZM37 138V140H35ZM45 138V139H44ZM58 138L60 139V140H58ZM76 138H78L79 140L77 141V142H75V140H76ZM103 138H105V139H107V140H103ZM147 138H148V140H147ZM170 138H172V139H170ZM182 138V139H181ZM193 138H196V139H193ZM31 141H30V140ZM50 139V140H49ZM55 140V142L53 141V140ZM165 139V140H164ZM166 139L169 141H167L166 142ZM184 139H186L185 141H183ZM188 139V140H187ZM193 141L192 143H194V144H192L191 143V141ZM193 139V140H192ZM14 142H13V141ZM19 140V139H18ZM17 140V141H18ZM38 140H40V142L38 141ZM46 140V141H45ZM69 140H72V141H70L69 142ZM96 142V146H95V142ZM138 140V139H137ZM181 140L183 141V142H181ZM9 141V143H7ZM11 141V142H10ZM25 142V143H23V142ZM50 141H52V142H50ZM148 141V142H147ZM164 141V144L162 143ZM173 141H178L177 143H179L181 146L182 145H185V147L187 148V150H188V147H189V150H191L192 149V151L194 152V153H197V152H199L198 153V156L199 155H201V156H197L198 158H196L197 160H195L196 162H194V160L191 158V157H188V160H190L189 158H191L192 160H190V161H182L184 158L186 159V157H181L180 158V156H177L178 157V159L180 160V162H179V160H177V162H179L178 164H180L181 166H179L178 164H177V162L175 163V164H177L178 166H179V168L177 167V165H175V164H173L172 162L174 161V159H175V161H176V158L177 157H174L173 159H172V156L171 155H173L172 153V148H173V144L175 143H173ZM188 141V142H187ZM26 142H28V143H26ZM32 142V143H31ZM48 142H50L49 144H51L52 143V145H49L48 146ZM63 142H65V144H66V146L68 147V150H67V147L65 146V144L63 143ZM66 142H68V143H66ZM74 144H73V143ZM99 142L101 143L100 145H103L102 147L100 146V145H98L99 144ZM107 142H109V144L111 143V145H108V146H106V147H104V145L107 143ZM138 142H139V140H138ZM187 142V143H186ZM190 142V143H189ZM208 142V143H207ZM11 143V146L10 145H8V144H10ZM12 143H13V147H12ZM14 143H17V144H15V146H16V148H15V146H14ZM29 143H31V145L29 144ZM35 143V144H34ZM59 143V144H58ZM105 143V144H104ZM136 145H135V144ZM147 143V144H146ZM171 143V144H170ZM182 143H186V144H182ZM26 144V145H25ZM29 144V145H28ZM61 144L63 145V146H61ZM71 144V145H70ZM84 144V145H83ZM190 146H189V145ZM206 144L209 146V152L211 153V155L212 154H215L216 155V157L214 156L213 157V162H214V160H215V158H216V160H215V162L213 163V162H209V160L208 159H206V157L208 158V155L206 154V151H207V148H206ZM214 144V145H213ZM39 147H38V146ZM43 145V146H42ZM45 145H46V147H45ZM69 145L71 146L70 148H69ZM82 146V149H81V146ZM169 145V146H168ZM193 145V146H192ZM196 147H195V146ZM199 145V146H198ZM204 145V146H203ZM23 146V147H22ZM27 146L28 148H25V147ZM30 146V147H29ZM36 146V147H35ZM56 146V147H55ZM66 147V149H65V147ZM77 146V147H76ZM85 146V147H84ZM99 146V150L98 149H96L97 147ZM110 146V147H109ZM136 146H137V148H136ZM166 147V149H165V147ZM168 146V147H167ZM212 146V147H211ZM33 149H32V148ZM45 147V149H43V148ZM63 147H64V151H66V153H64V154H66V156H64V154H63ZM73 147V149H71ZM75 147V148H74ZM102 148V150H103V152L104 153H106V154H104V155H101V153L99 154V151L101 150V148ZM110 149H109V148ZM172 147V148H171ZM191 147V148H190ZM198 147V148H197ZM202 147L204 148V149H202ZM8 148H9V150H10V154L12 155V153H13V156L11 157L10 156V154L8 153L7 154V152H9V150H8ZM12 148V149H11ZM23 148V150L21 151L20 149H22ZM39 148V149H38ZM49 148H50V150H49ZM56 148V149H55ZM59 148H60V150H59ZM84 148V149H83ZM89 149V150H92L93 149V151H86V149ZM105 148V149H104ZM140 148L141 149H143L144 151H148V154L146 153V152H143V150H141L140 151ZM164 148V149H163ZM167 148L168 149H170L171 151H169V150H167ZM197 148V149H196ZM201 149V150H199L198 151V149ZM216 148V147H215ZM214 148V149H215ZM14 149V150H13ZM17 149V150H16ZM30 152H32L33 151V153H31V155H33V156H28V155H30V154H28L29 153V151ZM47 149H48V151H49V153L47 152ZM55 149V150H54ZM111 150L112 149V151H110V153H108L109 151H106V150ZM197 150V151H195V150ZM206 149V150H205ZM8 150V151H7ZM11 150H13V151H11ZM54 150V151H53ZM61 150H62V152H61ZM75 150V151H74ZM217 150V149H216ZM15 151V152H14ZM26 151H28V153L26 152ZM53 151V152H52ZM73 151V152H72ZM95 151V152H94ZM96 151H98L97 153H96ZM168 151H169V154H168ZM6 152V153H5ZM22 152H24V153H22ZM36 152V153H35ZM50 152H52V153H50ZM59 152H61V155L59 154ZM113 152H115V153H113ZM209 152H207V153H209ZM36 155H35V154ZM38 153H40V154H38ZM54 153H55V155H54ZM71 153V154H70ZM73 153V154H72ZM111 153H112V156H116V158H114V157H112L111 156ZM117 153V154H116ZM165 153H167V154H165ZM201 153V154H200ZM5 154V155H4ZM7 154V155H6ZM28 154V155H27ZM49 154H51L52 156H49L48 157V155ZM88 154V155H87ZM90 154V155H89ZM99 154V155H98ZM202 154H205L204 156L205 157H203V155ZM56 155H58V157H60L59 159H57V158H55L57 161H58V165L55 167V166H53L52 164L54 163V162H56L55 161V159H54V156L56 157ZM63 155V158H64V160L61 158V156ZM140 155H142V156H140ZM147 155V156H146ZM169 157H168V156ZM47 158H46V157ZM69 156V157H68ZM106 156H107V159H106ZM145 156V157H144ZM162 156H166V158L164 159V158H162ZM174 156V155H173ZM213 156V155H212ZM14 157V158H13ZM29 157V158H28ZM38 157V158H37ZM90 157V158H89ZM108 157H112L111 159L110 158H108ZM140 157V158H139ZM142 157H144L147 161H144L145 159H142ZM202 157V158H201ZM30 160H28V159ZM35 158H37V159H35ZM40 158V159H39ZM41 158H43V159H41ZM48 158H50L49 160H48ZM51 158H52V161L53 162H50L51 161ZM32 159V160H31ZM68 159V160H67ZM164 159V160H163ZM170 159H172L173 161H169ZM199 159H200V161H199ZM7 160H9L8 162H7ZM12 160V161H11ZM40 160H42V161H40ZM45 160V161H44ZM109 160H111V162H109ZM115 160V161H114ZM143 160V161H142ZM169 161V162H171L170 164L167 162V164L168 165H170L171 167H169V166H166L167 164L165 163L166 161ZM47 161V162H46ZM49 161V162H48ZM174 161V162H175ZM198 161V162H197ZM182 162V163H181ZM185 162V163H184ZM199 162H200V164H199ZM203 162H205V163H203ZM16 163V165H13V164H15ZM48 163V164H47ZM164 163L166 164L165 166L168 168L169 167V169L168 170H170V169H173L174 167V169H173V171L172 170H170V171H168V172H170V174L166 171L165 173H167V175L166 174H164L163 173V171L160 173H158V171H161V169H165L163 166H164ZM197 163V164H196ZM212 164V165H210V164ZM2 164H0V166L2 167L3 165ZM37 164V165H36ZM43 164V165H42ZM55 165L57 164V162L56 163H54ZM113 164V165H112ZM150 164H152V167H151V165ZM194 164H196V166L198 165V167H196ZM217 164V166L218 167H216L215 165ZM52 166V167H55V168H51L50 169V166ZM172 165H174V167H172ZM184 165V166H183ZM199 165H200V167H199ZM203 165V166H202ZM207 165V166H206ZM213 167L214 169H212L211 167ZM6 166V167H5ZM39 166V167H38ZM46 166V167H45ZM149 166H150V168H152L149 172H148V170L150 169L149 168ZM215 166V167H214ZM11 168V170H9V168ZM48 167V168H47ZM147 167H148V169H147ZM153 167H155V168H153ZM157 167V168H156ZM163 167V168H162ZM177 167V168H176ZM201 167H203V168H201ZM210 168V170H208V168ZM47 168V170H45ZM116 168H117V170H116ZM166 168V169H167ZM201 168V169H200ZM215 168H218V169H215ZM9 170V172H8V170ZM36 171H35V170ZM39 169V170H38ZM50 169V170H49ZM156 169H157V171H156ZM176 169V170H175ZM212 169V170H211ZM4 170V171H3ZM40 170H41V172H40ZM51 170H53V171H51ZM116 170V171H115ZM2 171V172H1ZM6 171H7V173H6ZM47 171H49L48 173H50V171H51V173L50 174H48V173H46ZM138 171V172H137ZM145 171H147V173L145 174V175H147V176H145L144 177V173L143 172ZM153 173H152V172ZM205 171V172H204ZM14 172V173H13ZM38 172V173H37ZM140 172H141V177L140 176H138V175H140ZM171 172H173V173H171ZM219 172V173H218ZM12 173V174H11ZM118 173H120L119 175H118ZM139 173V174H138ZM39 174V175H38ZM48 174V175H47ZM114 174H116V175H114ZM172 174H174V175H172ZM4 176L3 178L4 179H2V176ZM45 175V176H44ZM142 175H143V177H142ZM206 175H207V177H206ZM217 177H216V176ZM37 178H36V177ZM42 176V177H41ZM117 176V177H116ZM138 176V177H137ZM165 176V177H164ZM214 176V177H213ZM122 177V178H121ZM216 177V178H215ZM36 178V179H35ZM38 178L39 179H43L42 181L41 180H38ZM118 179L119 181H121V183H123L124 185H125V187H124V185L122 184V186L120 185L121 183L119 182V181H116V179ZM120 178H121V180H120ZM144 178V179H143ZM175 178V179H174ZM216 179V181H215V179ZM6 179V180H5ZM174 179V181H171V183H169L170 182V180H173ZM213 179V180H212ZM15 182V183H13V181ZM144 180H145V182H144ZM146 180H147V182H146ZM3 181H5L4 183L6 184H4V183H2ZM7 181H9V183L7 182ZM131 181V182H130ZM183 181H184V183H183ZM211 181V182H210ZM17 182V183H16ZM39 182H41L40 184H39ZM118 184H117V183ZM150 182V183H149ZM163 182V181H162ZM11 183V184H10ZM120 183V184H119ZM149 183V184H148ZM176 184V185H172V184ZM186 183V184H185ZM194 183V184H193ZM217 183V184H216ZM221 183V184H220ZM11 186H10V185ZM16 186H15V185ZM39 184V185H38ZM116 184H117V186H116ZM153 185V187L155 188V187H157V188H155V189H153V190H151L152 189V185ZM156 184H157V186H156ZM183 184H185V185H183ZM188 184V185H187ZM190 184V185H189ZM193 184V185H192ZM211 184V185H210ZM216 184V186H215V188H217V186L218 187H220V189L222 188V193H224V194H221L222 196H217L216 195V193L215 192H213V191H215L214 190V185ZM220 184V185H219ZM4 185V186H3ZM8 185H9V187L11 188H9L8 187ZM13 185V186H12ZM184 186L185 187V189L183 188V187H181V186ZM210 185V186H209ZM14 186L15 187H17V188H21V190H14L13 188H14ZM19 186V187H18ZM121 188H120V187ZM172 186V187H171ZM179 188H178V187ZM188 186L189 187H191V188H189V189H186V188H188ZM207 186H209V189H208V187ZM213 188H212V187ZM3 187H5V188H3ZM13 187V188H12ZM36 189H35V188ZM64 187H65V189H66V191L64 190ZM117 187V188H116ZM119 187V188H118ZM149 187L151 188L150 189V191H149ZM173 187H174V189H173ZM176 187V188H175ZM6 188H8V189H6ZM126 188V189H125ZM210 188L212 189V190H210ZM5 189V190H4ZM16 189V188H15ZM115 189H117V190H115ZM122 189H124V190H122ZM177 189V190H176ZM180 189H182V190H180ZM195 189V188H194ZM193 189V190H194ZM4 190V191H3ZM8 190V191H7ZM13 191L12 193H14V194H12V193H8L9 191ZM97 190H99V192L97 191ZM118 190H121V191H124V192H122L121 193V191H120V193H119V191ZM127 192H126V191ZM3 191V192H2ZM95 191H97L98 193H95V194H93V192H95ZM104 191V193H102V192ZM151 191H153V192H151ZM208 191V192H207ZM210 191V192H209ZM5 192H6V194L7 195H9V197L5 194ZM21 194V196L18 194ZM21 192V193H20ZM119 193V194H121V197L123 196V198L126 196V198H124L125 199V203H127V204H125V206L129 209L130 208V210L132 211H130V210H127V208H126V211L125 210H121V208H119L118 206L119 205H117L118 204V198H116L115 199V196L114 195H116V197H118L119 196V194H118V196H117V194H115V193ZM157 192H159V190L157 191ZM102 193V195H100ZM124 193V194H123ZM128 193V194H127ZM182 193H183V191H182ZM186 192H184L183 193V195L185 194ZM212 193V194H211ZM214 193H215V196H214ZM16 194V195H15ZM67 194V195H66ZM97 194V195H96ZM123 194V195H122ZM128 196H127V195ZM155 194V196H153V195ZM181 194V193H180ZM179 194V195H180ZM211 194V195H210ZM1 195H3L4 197H5V199H4V197L2 196L1 197ZM13 195V198L11 197ZM14 195H15V197L16 198H14ZM17 195L18 196H20V197H17ZM69 195H70V197H69ZM105 195H107V196H105ZM109 195V196H108ZM111 195H112V197H111ZM136 195H137V197L138 198H136ZM146 195L148 196V198L146 197ZM182 195V194H181ZM213 195V196H212ZM224 195V196H223ZM58 196V198H56ZM98 196H99V198H98ZM104 196V197H103ZM61 197H62V199H64V200H66V201H63L62 199H61ZM65 197V198H64ZM102 197V198H101ZM106 197H109L110 198V200H109V198H106ZM114 197V198H113ZM154 197H156V198H154ZM216 197H220V198H217L216 199V201L214 200ZM8 198V199H7ZM10 198V199H9ZM61 200H60V199ZM66 198H68V199H66ZM113 198V199H112ZM134 198V199H133ZM151 198V199H150ZM225 198H226V200H225ZM13 199V200H12ZM57 199V200H56ZM71 201H70V200ZM103 199V200H102ZM112 199V200H111ZM138 199V200H137ZM226 201V204H223V202L225 203V201ZM4 200V201H3ZM5 200H7L8 202H10V203H8L7 201H5ZM58 200H59V202H58ZM69 200V201H68ZM102 200V202H99V201H101ZM104 200H106V201H104ZM117 202H116V201ZM135 200H136V203H135ZM152 200V204H151V201ZM164 200V199H163ZM222 202H220V201ZM11 201L13 202V203H11ZM14 201L16 202V203H14ZM58 203V204H55L56 202ZM62 201V202H61ZM89 201V202H88ZM108 201H110L109 203H108ZM116 203H115V202ZM127 201V202H126ZM149 201V202H148ZM2 202H6V204L8 205H6L5 203V205L7 206V207H4L5 205L4 204H2L1 205V203ZM71 202H72V204H71ZM95 202H97L98 204H96ZM106 202V203H105ZM148 202V203H147ZM219 202V203H218ZM44 203H46V204H44ZM59 203H61V205H62V203H63V205H64V203H65V205L63 206L62 205V207H61V205L59 204ZM92 203V205L94 206V207H97V209H94V207L93 206H89L88 204H91ZM95 203V204H94ZM110 204V205H108V204ZM111 203H114V205L113 204H111ZM221 203V204H220ZM13 204H14V206H13ZM68 204H70V205H68ZM74 204V205H73ZM108 205V209H110V211L111 210H113V209H115L116 207H118L117 209L119 210V213H118V215L119 216H124L123 217V219H122V217H118V220H117V224H116V222L113 220V223H112V220L110 221L108 218H110L111 216H110V214H108V209H107V205ZM147 204L149 205V206H147ZM169 204V205H168ZM212 204V205H211ZM216 204V205H215ZM10 205V206H9ZM71 205H72V207H71ZM87 205L89 206V207H87ZM97 205V206H96ZM112 205V206H111ZM115 205H116V207H115ZM151 205V206H150ZM166 205H168V207L166 206ZM13 206V207H12ZM56 206H58V207H56ZM75 208H74V207ZM109 206H111L110 208H109ZM146 206H147V208H146ZM170 206V207H169ZM9 207H10V209H9ZM61 207V208H60ZM64 207H65V209H64ZM84 207V211L82 210V208ZM92 207V208H91ZM114 207V208H113ZM148 207H149V209H151V211L148 209ZM225 207H227L226 209H225ZM15 208V209H14ZM59 208V209H58ZM64 209V211L63 210H61V209ZM70 208V209H69ZM72 208V209H71ZM112 208V209H111ZM125 208V207H124ZM123 208V209H124ZM208 208V210H206ZM11 209H12V212L13 213H10L11 212ZM94 209V211H92ZM148 210V212L147 211H145V210ZM205 209V210H204ZM216 209H217V211H216ZM220 209V210H219ZM60 210V211H59ZM69 210H71V211H69ZM72 210H73V217H72V214H71V212H72ZM83 211V212H81V211ZM105 210V212H107V213H105L104 214V212H100V211H104ZM121 210V211H120ZM7 211V212H6ZM61 211H63V212H65L66 213V215H65V217L67 218H70V219H68V220H70V221H72V224H73V222H74V220H75V224H71V222L69 223V222H67L68 220L66 219V218H64L63 216V212L61 213ZM97 211V212H98ZM109 211V212H110ZM122 211H125L126 213H132V215H134L133 216V218H131V219H133V221L135 220L136 221V223H135V225H134V222H132V220H130V222H128V219L130 218V217H132L131 216V214H130V216L129 215H127L126 217H125V215H126V213H124V212H122ZM128 211V212H127ZM176 211V212H175ZM220 211H222V212H220ZM4 214H3V213ZM16 212V213H15ZM58 212H60V213H58ZM68 212V213H67ZM121 212L123 213V214H125V215H120L121 214ZM147 212V213H146ZM213 212V213H212ZM7 213L9 214V216H7ZM48 213V217H47V214ZM76 213V214H75ZM221 213V214H220ZM14 214V215H13ZM61 216H60V215ZM82 214H85V215H82ZM213 214V215H212ZM10 215H12V217L13 216H15L14 218H12V217H10ZM75 215V216H74ZM79 215H81L80 217H82V218H84V219H82V218H80L79 217ZM105 215L106 216H110V217H106L107 219H105ZM6 219V218H8V219H6V220H4V222H2V219L1 218H3V217ZM76 216H77V219H76ZM89 216H91V214L89 215ZM175 216H177L178 218V220L177 219H175L176 217ZM74 217H75V219H74ZM219 217H221V218H219ZM3 218V219H4ZM72 218L74 219V220H72ZM79 218V219H78ZM121 218V219H120ZM12 219H13V222H10V221H12ZM81 219V223H79L80 221H77V220H80ZM181 219H182V221H181ZM226 219H227V221H226ZM10 220V221H9ZM85 220V221H84ZM107 220H109V222L107 223ZM9 221V222H8ZM82 221H84V223L85 224H83L82 223ZM94 221V220H93ZM119 221V222H118ZM176 221H179V222H176ZM181 221V222H180ZM225 221V222H224ZM2 222V223H1ZM62 222H65V223H63L64 224V226H62L63 224H62ZM67 222V223H66ZM138 222H140V224H138ZM9 223V226L8 227H6L5 225L6 224H8ZM70 225H69V224ZM78 225H80V226H78ZM104 223H106V225H104ZM133 223V224H132ZM178 223V224H177ZM181 223H183V224H185L186 223V225H184V226H186V227H183L182 225L183 224H181ZM217 223H219V224H217ZM226 223V224H225ZM11 224H12V226H11ZM67 224H68V227L70 226L71 228L69 229V228H66V226H67ZM83 224V225H82ZM132 224V225H131ZM138 224V226L136 227V225ZM217 224V225H216ZM220 224H222V226L220 225ZM82 225V226H81ZM85 225V226H84ZM131 225V227H129ZM139 225H142V226H139ZM179 225H181L182 226V228H181V226H179ZM218 225H220L219 227H218ZM61 226V227H60ZM77 226V228H75V227ZM92 227V224L91 225H89V227ZM133 226H135V228L133 227ZM217 226V227H216ZM73 227L75 228L74 229V231L72 230L73 229ZM79 227V228H78ZM94 227V226H93ZM127 227H128V229H127ZM140 227V228H139ZM63 228V229H62ZM66 228V229H65ZM133 230H132V229ZM143 228V229H142ZM221 228H223V229H221ZM2 229V230H1ZM69 229V230H68ZM78 229V230H77ZM101 229V228H100ZM129 229H131V230H129ZM140 229H142V230H140ZM185 229H186V232H185ZM6 230V231H5ZM43 230V231H42ZM66 230V231H65ZM94 230V231H93ZM95 230L96 231H98L97 233L95 232ZM131 231L130 233H129V231ZM144 230V231H143ZM5 232V235H4V232ZM45 231V232H44ZM63 232V233H61V232ZM68 231L70 232V231H73V233L72 232H70V234L68 233ZM76 231V233H74ZM84 231H79V233L80 232H83V233H85L86 234V231L84 232ZM93 231V235L91 234V232ZM231 231V230H230ZM10 232H12V233H10ZM66 232V234H64ZM94 232H95V234H94ZM140 232V233H139ZM145 233V236H144V233ZM182 232H181V234H182ZM8 233H10V234H8ZM40 233H41V235H40ZM67 233L69 234V235H67ZM72 233V234H71ZM78 233V234H79ZM101 233V234H100ZM129 233V234H128ZM134 233V232H133ZM141 235V237H139L140 235ZM192 233V234H191ZM3 234V235H2ZM6 234H8V235H10V236H8V235H6ZM22 234V235H21ZM37 234H39V235H37ZM42 234H44V235H47L49 238H47V236L45 237L44 235H42ZM63 234V235H62ZM77 234V235H78ZM89 234H91V235H89ZM98 235L97 237L95 236V235ZM180 234V233H179ZM185 234H184V236H185ZM15 235H16V238L18 239V241H17V239L15 238ZM35 235H37V236H39V237H37V238H39V240H35ZM132 235V234H131ZM139 235V236H138ZM143 235V236H142ZM14 238H13V237ZM65 236H67L66 238H65ZM93 236H95V237H93ZM127 236H129L128 238H130V239H128L127 238ZM207 236H209V237H207ZM232 236H233V239H232ZM32 237H34V238H32ZM61 239H60V238ZM144 237V238H143ZM7 238V239H6ZM8 238H10V239H8ZM13 238V239H12ZM67 238H69V240L67 239ZM72 238V237H71ZM125 238H127L126 239V241H125ZM141 238H142V240H141ZM208 238V239H207ZM230 240H229V239ZM6 239V240H5ZM16 239V240H15ZM34 241H33V240ZM48 241H47V240ZM65 239H66V241H65ZM97 239V242L95 241V240ZM147 239V240H146ZM207 239V240H206ZM9 240H11V241H9ZM15 240V241H14ZM145 240V241H144ZM173 240H178V242H176L177 243V245L176 244H174L175 242L173 241ZM91 241V242H90ZM93 241V242H92ZM95 241V242H94ZM148 241V242H147ZM206 241H208V242H206ZM6 242L8 243V244H6ZM13 242H14V244H13ZM123 242H124V244H123ZM145 242H147V243H145ZM174 242V243H173ZM10 243H11V245H10ZM65 243H66V245H68V243L69 244H71V245H68V246H70L69 248H70V250H69V248L67 247V246H65ZM182 243V242H181ZM180 243V244H181ZM228 243V244H227ZM242 243V244H241ZM13 244V245H12ZM174 245V246H176V248L179 250H176V248H173V246H171V245ZM5 245H7V246H5ZM147 245V246H146ZM149 245V246H148ZM197 245V244H196ZM206 245V244H205ZM14 248H12V247ZM80 246V245H79ZM226 246H228L227 247V249L225 248ZM11 247V248H10ZM16 247V248H15ZM146 247V248H145ZM75 248V249H74ZM78 248H80L81 249V247H78ZM90 248V249H89ZM123 248V249H122ZM127 248V249H128ZM182 250H181V249ZM6 249L8 250V251H6ZM11 249H13V251H11ZM68 249V250H67ZM71 249H72V251H76V252H78V254L76 255V253H74V252H71ZM169 249H172L173 251H174V253H173V251H172V253H173V255L174 254H178V252L179 253H181L183 256V258H179V257H176V256H179V254L178 255H174V258H173V255H169V254H171L170 253V251H169ZM176 251H175V250ZM239 249V250H238ZM124 250H125V252H126V254L124 253ZM186 250V249H185ZM188 250V249H187ZM216 250V251H215ZM228 250H229V252H228ZM182 251V252H181ZM198 251H199V253H198ZM226 251H227V253H226ZM2 252H3V254L4 255H2ZM8 252V253H7ZM13 252H16L15 254L13 253ZM69 254H71V253H73V255L71 256V255H69ZM189 252V251H188ZM219 253V255H221L220 256V258H219V255L217 254V253ZM239 252V253H238ZM11 253H12V256H10L11 255ZM166 253V254H165ZM206 253L207 254H209V255H211V256H209V257H211V258H213V260L212 259H210L207 255H206ZM217 255H216V254ZM66 254H68L69 256H67ZM150 254H151V256H150ZM152 254H154V255H156L155 257H153V258H151L152 257ZM163 254V256H161ZM180 254V255H181ZM189 254H190V256H189ZM191 254H193V255H195L194 257L191 255ZM230 254V255H229ZM5 255H7V256H5ZM14 255H16V256H14ZM128 255V256H127ZM153 255V256H154ZM166 255H168V257H166V261H165V256ZM200 255V256H199ZM212 255H213V257H212ZM223 255H224V258H223ZM10 256V257H9ZM14 256V257H13ZM63 256H65V257H68V260H67V258H65V260H63L62 259V257ZM74 256V258H76ZM81 257H82V254L80 255ZM80 256H79V259H80ZM164 257V259H162L161 257ZM170 256V257H169ZM189 256V257H188ZM198 256H199V258H198ZM201 256H203V257H201ZM207 256V257H206ZM228 256V257H227ZM230 256V257H229ZM11 257H13V259L11 258ZM78 257V256H77ZM128 257H130L129 259H128ZM200 257L202 258V259H204V260H201L200 259ZM222 257V258H221ZM227 257V258H226ZM132 258V259H131ZM155 258V259H154ZM160 258V259H159ZM177 258V259H176ZM184 258H186L185 259V262H184ZM195 258H198L197 260L195 259ZM208 258H209V260H210V262H211V260H212V262L210 263H208ZM78 258L77 259H75L74 260V262L76 261V260H79ZM148 260V263H147V260ZM153 259V260H152ZM173 259V260H172ZM175 259V260H174ZM178 259H180V260H178ZM183 259V260H182ZM214 259H217V261H220L219 263L217 262L216 263V261L214 260ZM219 259H222V260H219ZM224 259V260H223ZM226 259V260H225ZM140 260V259H139ZM150 260V261H149ZM163 260V261H162ZM195 260V261H194ZM206 260H207V262H206ZM2 261V262H1ZM66 261V262H65ZM127 261H130V263L129 262H127ZM134 261H132V263L131 264H136V261L134 262ZM152 261V262H151ZM154 261V262H153ZM188 261V262H187ZM197 261V262H196ZM224 263H223V262ZM226 261V262H225ZM228 261H230L229 263H227ZM20 262V263H19ZM71 262L69 263V264H71ZM232 262V263H231ZM64 263H62V264H64ZM138 264H140L141 263V260L139 261V262H137ZM67 264V263H66ZM142 264V263H141ZM156 264V263H155ZM157 264H158V262H157Z\"/></svg>","mask_w":264,"mask_h":264},{"label":"bare ground","instance_id":"2","mask_svg":"<svg viewBox=\"0 0 264 264\" xmlns=\"http://www.w3.org/2000/svg\"><path fill=\"white\" fill-rule=\"evenodd\" d=\"M1 1H4V0H0V2ZM7 1V0H6ZM6 1L5 2H1L0 4L1 5H3V3H4V7L6 8ZM13 1V0H12ZM12 1L11 2H9L8 1V3H10V5L12 4ZM22 1V0H21ZM20 1V2H21ZM46 1V0H45ZM50 1V4H51V0H49ZM48 1V2H49ZM61 2H62V5L64 6V8H65V12L63 11V13H65L66 14V17L68 18V20H69V27L68 28H66V30L67 29H69V31H65L66 33H70L71 34V36L73 37V39L74 40H72V38H68L69 40H70V47L72 48V49H74L75 51L78 49V46H77V44L76 43H78V42H76L75 43V41L76 40H78V39H75L77 36H76V33H79L78 31L80 30H78V27H79V25L77 26V23H78V21H80L79 19H81V22H82V18L84 17L83 15H85V14H83V13H80V12H77V14L78 13H80V17H81V14H82V17L80 18V17H78L79 19L77 20V17H74V15H76L75 13L72 15V9L74 10V7L71 9V6H73V5H71L72 3H77L76 1H74V2H72L73 0H60ZM70 1L72 2L71 4H70ZM78 1V0H77ZM85 1V0H84ZM92 1H95V0H92ZM98 1V0H97ZM99 1H101V0H99ZM98 1V2H99ZM106 1V0H105ZM114 1V0H113ZM117 1V0H116ZM122 1V0H121ZM130 1H133V0H130ZM135 1V0H134ZM138 1V0H137ZM140 1V0H139ZM147 1V0H146ZM17 3L19 2V1H16ZM23 2V1H22ZM27 2H28V0L26 1V3L25 2H23V3H25V5H26V7L28 6V5H30L31 4V0H30V2H28V3H30V4H28L27 5ZM36 2H37V0H36ZM36 2H33V3H36ZM41 2V0L39 1V3ZM42 2H43V0H42ZM78 2H80V1H78ZM82 2V1H81ZM80 2V3H81ZM88 3H86V5L88 4V5H90V2L89 1H87ZM96 2V1H95ZM108 2H109V0H108ZM119 2H120V0H119ZM127 2V1H126ZM142 2V1H141ZM140 2V3H141ZM144 2V1H143ZM153 3V4H151V3ZM150 2H148V3H150L151 5H153V8L152 9H154V11H155V13H154V11H152L151 10V12H153L154 13V15H156V16H154L153 15V13H152V15L154 16V17H157V18H155L156 19V26H154L155 27V30H154V27H153V29H152V33L151 32H149V33H151L152 35H153V33H154V31H156V33H157V35L156 36H158V38L157 39H161V40H165V41H170L169 39L171 38L172 40V42H173V44L175 45V49H176V53H174L173 55H169V53H167L166 52V50L164 51V49L161 47V50H158V52H160V55H161V65H159L158 67L160 68V66H161V71L164 73V75H172V77L174 78V76L173 75H176V77H177V79H178V77H179V75H184L185 77H186V85H187V93H186V98L185 99H187L186 101H187V104H186V106H185V110H184V112H185V114H182V115H186L187 117H189L190 119H191V117H193L194 116V114L195 113H198L199 114V116H201L200 115V111H202V113H203V109L204 108H202V110H201V107H202V105H201V107H199L198 106V100H199V97H198V94L200 95V93L198 92V86L199 85H202L201 87H203V97L201 98V96H200V98L204 101V104H203V107H204V105L206 106V109H207V113H208V115L209 116H207V117H209V118H207L206 117V119L204 120V118L205 117H203V120L204 121H201V122H197V120L198 119H200V120H202L201 118H199L198 117V115H196L197 117H198V119H196V123H202V122H207V123H209V124H207L206 122V124L208 125V127H210V128H208L207 127V125H205L204 124V126H206L205 128L207 129H210V131H208V132H211V133H208V134H212V136H213V141L215 142L214 144H215V146L213 147V148H211L212 149V153H214L215 151H217L218 152V164H219V167H220V169H218V168H215V169H218V170H221L220 171V173H221V175L219 176V177H221V180H219L218 182H221L222 181V183H223V189H225V192H226V196L225 197H227V203H228V208L227 207H225V209L226 210H223V214H225V218H227L228 219V223H230V225L228 224V226L226 225V227H224V229L223 228H221V229H223L222 231L221 230H219V232H218V230H217V232H216V228L214 227V220L213 219H215V218H212V217H210V216H206L204 213V211H203V206L204 205H207V203H209V202H212V201H210L209 199V193L208 194H206V192H205V189H207V188H205V185L206 184H204L205 182H207V181H202L201 179H200V176L199 175H201L202 174V171H199L201 174H199V172H197V169L196 168H194V166L193 165H191L192 164V162H191V164H190V162H188V163H185V166L183 167V170L182 171H179V172H181L183 175H185V176H187V177H189V178H191V179H193V180H197L196 182H197V184H196V187H194L193 189L191 188V187H189L188 186V188H186V189H189V188H191L192 190L190 191H184V190H182V189H180V190H182L183 191V193L184 192H186L184 195H183V193H182V191L180 192L179 191V193H176L174 190V187H173V189L174 190H172V188H169V186H167V185H165V183H164V180L166 181V179L168 178V175H167V173H165L168 169H169V167H171L170 165H168L167 164V162L170 164L171 162H169V161H173L172 159L174 158V157H177V156H180V158L181 157H186V159L184 158L182 161H190V160H194V162H196L195 160H197L196 158H198L199 156H201V155H199L198 156V153L199 152H197V153H194L193 151H192V149L191 150H189V147H188V150H187V148L185 147V145H180L179 143H177L178 141H173V148H172V154L174 155H171L172 156V159H168L165 163L167 164H165L164 163V168L165 169H161V171H158V173L160 172H162L163 171V173L164 174H166L167 175V178L165 179L164 178V180H163V178H161L162 180H160V176L158 177L157 175L156 176H154L155 175V173L156 172H154V174H153V176H149V178H148V180L149 179H151L150 177H152V181L150 180V182L154 185V183H153V181L154 180H156L157 179V182L156 183H158V181H159V183H158V185H159V189H157V191L159 190V192H155L156 193V195H157V193H161L162 192V194H158L156 197H157V200H155L156 201V203H158L159 202V199L161 200V197H162V200L161 201H163V203H164V206H165V204H167L168 203V201L170 202V205L172 206L171 208H170V210L172 209L173 210V208H176L177 209V212H181L182 213V211H183V213L186 215V216H188L191 220H193V224H191L192 225V233H193V235H186L187 234V232H191V229H190V226H189V223H191L190 222V220H186V219H184V214H181L182 215V219H184V220H186V221H184V222H188V226H187V229H189V230H187V232H186V229H185V232H186V234L185 233H183L184 232V229H181V230H183V232L182 231H180L179 233H178V236H176L177 238L181 235H183V237H182V239H181V241H180V239L178 238V240L180 241L178 244L179 245H182V248L184 247V249H183V251L184 252H182V254L183 253H185L186 252V254L187 253H190V249H191V253H192V250L193 251H196V254H197V250L199 249V250H202L201 248H203L202 246H204V248L206 247V250H207V248L209 249V246H207V244L208 243H205L203 240H201L202 241V243H201V241L199 242V247L200 248H196V246L198 247V243L197 242H195V241H198L197 239L198 238H201V237H199V232L200 231H202V229H204V228H206V230H205V232H206V234H207V231L208 230H210V233L209 234H211V235H209L210 237H211V239H209L208 241L210 242V240L212 241L211 243H213V244H209V245H213V246H211L212 248H210L211 250H214L215 248L216 249H218L219 248V250H218V252L220 251V249L221 250H223L224 249V246H225V243L228 241L227 240V236L229 235H235L236 237L235 238H238L240 241H243V245H241V247H240V253H241V256H240V259H241V261L243 262V264H264V0H150ZM32 3V4H33ZM101 3H102V6H104L103 4H104V2H102L101 1ZM117 3H118V1H117ZM122 3H123V1H122ZM125 3V2H124ZM131 3V2H130ZM129 2H128V4L129 5H131ZM139 3V2H138ZM138 3H136V4H138ZM15 4V3H14ZM48 3H46V2H43L42 3V5H43V7H44V9H45V11H46V9L49 7L48 5H47ZM59 4H61V3H58L57 5H59ZM97 5H98V9H100L99 8V3H96ZM96 4H94V5H96ZM127 4V5H128ZM135 4V3H134ZM144 4H146L145 2H144ZM149 4V5H150ZM0 5V6H1ZM18 5H19V3H18ZM20 5H22L21 3H20ZM39 5V4H38ZM54 5V4H53ZM52 4L50 5V6H53ZM56 5V6H57ZM77 5V4H76ZM78 5H80V4H78ZM77 5V6H78ZM92 5V4H91ZM112 5V4H111ZM114 5H116V4H114ZM119 5V4H118ZM123 5H125V4H122V5H120V6H123ZM128 5V6H129ZM139 5V7H140V4H138ZM137 5V6H138ZM13 6V4L11 5V7ZM33 6V5H32ZM36 6V5H35ZM34 6V7H35ZM61 6V5H60ZM82 6H84L83 4H82ZM101 6V7H102ZM128 6H126V8L128 7ZM148 6V5H147ZM11 7H7V10H9L8 8H11ZM20 7V6H19ZM23 7V6H22ZM28 7H30V6H28ZM42 7V6H41ZM42 7V8H43ZM79 7H81V6H79ZM106 7H108L107 5H106V3H105V6L103 7L104 9L106 8ZM111 7V6H110ZM118 6H116V8H117ZM124 7V6H123ZM135 7V6H134ZM13 9L15 8L14 6L12 7ZM24 8V7H23ZM55 8H57V7H55ZM59 8H61V7H59ZM77 8V7H76ZM103 8H101L100 9V11L103 9ZM114 8H115V6H114ZM114 8L112 7V9L114 10ZM125 8V9H126ZM141 8V7H140ZM151 8V7H150ZM149 8V9H150ZM1 9V8H0ZM13 9H10V10H13ZM25 9V8H24ZM23 9V11H24V13H26V15L24 16V17H26V20H27V31L25 30V32H27V37H28V39H29V46L28 47H30V49H31V51L30 52H32V54H33V58H31V57H28V58H30V60L28 61V60H26L25 62H23V60H22V62H20V63H22V64H24V66L23 67H20V68H22V72H23V76L22 77H25V83H24V86H26L27 88H29V90L31 91V90H36V92H37V95H38V93L39 94H42L43 95V97H44V100L45 101H43V102H46V104H47V107H49L50 106V109L52 110V112L53 111H55V113H57V114H55L57 117L59 116V117H61V118H64V119H66V118H68L69 117V114L70 115H73V114H71V111L72 112H75V111H73V109H75L74 108V101L72 100V98H71V96L73 95L72 93L74 92L73 90L74 89H70V86L72 85H70V82H69V76H67V73H68V70H67V67H66V69L64 70L65 72H66V70H67V73H65L66 75H64L63 74V68H61L62 67V65H64V64H62V60H65V62L67 61L68 62V60H66L67 58H65V55H64V59L62 58H60V56H59V54H61L63 51H61V53L59 52L60 50H59V48H62V47H60V45H59V43L62 41L61 39H59L60 41L58 42V36L57 35H55V34H58V33H56L55 31H57L56 29H58L57 28V26L59 25H57L56 26V29H55V31H54V35H55V37H53L52 35V32H53V30H54V28H55V25H54V28H52V22H51V24H50V22L48 21V17H49V13H48V11H46L47 12V14H44V15H41L40 13V15H38V14H35L33 11H31V9H36V11L37 10H39L38 8H32V7H30V9L28 10V12H25V10L27 9H25L24 10ZM52 7H51V11H52ZM79 9V8H78ZM80 9H82V8H80ZM89 9V8H88ZM98 9H96V10H98ZM107 9V8H106ZM111 9V8H110ZM124 9V10H125ZM128 9H130V6H129V8ZM143 9V8H142ZM4 10V8L2 7V11ZM18 10V9H17ZM41 10H42V12H41ZM48 10V9H47ZM76 10V9H75ZM74 10V11H75ZM93 10H95L94 8H93ZM92 9L91 10H86V8H85V11H90V13L92 12H94ZM109 10V9H108ZM118 10V9H117ZM117 10H114V11H112L111 12V10H110V13H116V11ZM121 10V9H120ZM127 10V9H126ZM136 9H134L133 10V8H132V12L133 11H135ZM138 10V9H137ZM136 10V11H137ZM5 11V13L7 12L6 10H4ZM3 11V12H4ZM15 11V10H14ZM23 11H22V13H23ZM27 11V10H26ZM35 11V10H34ZM50 11V10H49ZM50 11V12H51ZM79 11H83V10H79ZM99 11V10H98ZM97 11V12H98ZM99 11V12H100ZM105 10H103V12H104ZM129 11V13H130V11L131 10H128ZM135 11V12H136ZM141 11V10H140ZM143 11H145V9L143 10ZM10 12V11H9ZM16 12V11H15ZM18 12H20L21 13V10L20 11H18ZM38 12V11H37ZM39 12H41V13H43V9H40V11ZM76 12V11H75ZM102 12V11H101ZM105 12H107V11H105ZM122 12V11H121ZM134 12V14H136ZM138 12V11H137ZM1 13V12H0ZM12 13H13V11H12ZM12 13L10 12V13H6V14H10V15H8L9 17L10 16H15L16 14L18 15V13L16 12V14L14 15H12ZM55 13H57V12H55ZM54 13V14H55ZM59 13V12H58ZM110 13H108L107 12V14H105V15H110ZM113 13V14H114ZM117 13H120V11H118ZM116 13V14H117ZM142 13V12H141ZM145 13H147V12H145ZM144 13V14H145ZM4 14V13H3ZM3 14H1V15H3ZM53 13H52V15H54ZM86 14H87V12H86ZM100 14V13H99ZM98 13L96 14L95 13V17L97 16V15H99ZM133 14V13H132ZM138 14V13H137ZM136 14V15H137ZM5 15V14H4ZM3 15V16H4ZM16 15V16H17ZM20 15V14H19ZM24 15V14H23ZM57 15V14H56ZM56 15H54V19H55V16ZM89 15V14H88ZM92 15V14H91ZM93 15H94V13H93ZM104 15V14H103ZM102 15V16H103ZM104 15V16H105ZM121 15V14H120ZM129 15H131V14H129ZM141 15V14H140ZM140 15H138V16H140ZM142 15H143V13H142ZM147 15H149V14H147ZM146 15V16H147ZM151 15V17H153ZM15 16V17H16ZM41 16V17H40ZM60 16V15H59ZM100 16V15H99ZM101 16V17H102ZM111 16H114V15H111ZM122 16V15H121ZM125 16V15H124ZM132 16V15H131ZM131 16H128V17H131ZM134 16V18L135 17H138V16H135V15H133ZM145 16V17H146ZM0 17H2V16H0ZM6 17V16H5ZM15 17H13L14 18V20H16L15 19ZM22 17V16H21ZM58 17V16H57ZM61 17V16H60ZM64 17V16H63ZM90 17V16H89ZM100 17V18H101ZM115 17V16H114ZM117 17V16H116ZM116 17H115V19H116ZM8 18V17H7ZM6 18V19H7ZM12 17H11V21H12V19H13ZM18 18V17H17ZM43 20L42 21V23H40L41 21V19ZM91 18H93V17H91ZM97 18V17H96ZM96 18H94V19H96ZM104 18V17H103ZM106 18V17H105ZM108 18V17H107ZM106 18V19H107ZM110 18V17H109ZM118 18H119V16H118ZM131 18H133V17H131ZM5 19V18H4ZM20 19V18H19ZM18 19V20H19ZM52 18H50L49 20H51ZM53 19V20H54ZM84 19V18H83ZM102 19V18H101ZM105 19V20H106ZM114 19V18H113ZM124 20L126 19V18H123ZM137 19V18H136ZM3 20V19H2ZM17 20V21H18ZM21 21V23L23 24V22H24V20L22 21V19H20ZM56 20H59V19H56ZM87 20V19H86ZM85 20V22H86V25H88L89 23H91L90 21H92V20H90V21H86ZM104 19H102V20H100L101 21V23H102V21H103ZM105 20H104V22H105ZM112 20V19H111ZM119 20H120V22H122L121 21V19L119 18ZM132 22H130V23H128L129 22V19H128V21H126L128 24H130V25H127V23H126V25L127 26H131V25H133L132 23H133V21H134V19L132 20V19H130ZM142 21L143 19H139V21ZM146 20H147V18H146ZM145 20V21H146ZM149 21H150V18L148 19ZM152 20H154V18L152 19ZM151 20V21H152ZM16 21V23H18ZM55 21V20H54ZM84 21V20H83ZM97 21V20H96ZM115 21H117V22H119L118 20H115ZM148 21V22H149ZM1 22V21H0ZM6 22H7V20H6ZM56 22V21H55ZM58 22V21H57ZM60 22H62V21H60ZM77 22V23H76ZM81 22H79V24L81 23ZM95 22V21H94ZM112 22V21H111ZM135 22H138V21H134V23ZM8 23H9V21H8ZM7 23V24H8ZM20 23V24H21ZM54 23V22H53ZM64 23V22H63ZM65 23H67V22H65ZM83 23L84 22H82L81 24L83 25ZM96 23V22H95ZM101 23H99L100 24V28H101ZM108 23H110V22H108ZM140 23V22H139ZM144 23V25H146L145 24V22H143ZM6 25L5 24V22L3 21V22H1V26L3 27V25ZM60 24H62V23H60ZM81 24H80V28H84V26H82L81 27ZM85 24V23H84ZM113 25L115 24V23H112ZM112 24H110V25H112ZM119 24H121V23H119ZM141 25H143L142 23H140ZM151 24V23H150ZM152 24H154V22L152 21ZM11 25H13L12 23H11ZM14 25H15V23H14ZM24 26H25V22H24V24H23ZM68 25V24H67ZM85 25V26H86ZM90 25V24H89ZM98 25V24H97ZM109 25V26H110ZM125 25V26H126ZM134 25H136V23L134 24ZM132 26V27H134L135 29H136V27L137 26ZM9 26H10V24H9ZM16 26V25H15ZM20 26H22V25H20ZM19 26V27H20ZM24 26H22L23 28H26V26L24 27ZM60 26V25H59ZM106 26H108V25H106ZM123 27H119V30L121 29V28H125V29H123V30H125V31H127L126 30V27H124V25H122ZM147 26V25H146ZM152 25H150V27H151ZM18 27V28H19ZM62 27H65V25L63 24V26ZM87 27V26H86ZM85 27V28H86ZM90 27V26H89ZM87 28V29H90V28ZM93 27L94 26H92V29H93ZM95 27H98V26H95ZM103 27H105L104 25H103ZM111 28H113V30H114V27H112V26H110ZM115 27H116V25H115ZM142 27V26H141ZM5 28H7V27H5ZM11 28V27H10ZM21 28V27H20ZM19 28V29H20ZM60 28H61V26H60ZM106 29L107 28H109V27H105ZM128 28V27H127ZM9 29V27L7 28V29H5V30H8ZM16 29V28H15ZM14 29V30H15ZM18 29V31H20V30H22V28L19 30ZM62 29V28H61ZM102 29V28H101ZM110 29V28H109ZM137 29L138 30H140L138 27H137ZM134 30L133 29V31H138V30ZM142 29V28H141ZM145 29V28H144ZM147 29V28H146ZM1 30V29H0ZM4 30V29H3ZM4 30V31H5ZM82 30V29H81ZM103 30H104V28H103ZM112 30V31H113ZM123 30H121L122 31V33H124L123 32ZM13 31V30H12ZM44 31V32H43ZM49 32L48 34H49V36L50 37H45V32ZM61 31H63V30H61ZM61 31L59 32V33H61ZM85 30L83 29V32H84ZM91 31V30H90ZM99 31H101V30H99ZM111 31V30H110ZM115 31V30H114ZM113 31V32H114ZM117 31V30H116ZM116 31H115V33H116ZM121 31H119L120 33L119 34H121ZM130 31V30H129ZM144 31V30H143ZM11 32V31H10ZM21 32V31H20ZM65 32L63 33V34H65ZM81 32V31H80ZM86 32V31H85ZM87 32H88V30H87ZM93 32V31H92ZM92 32H90V33H92ZM97 32V31H96ZM104 32V31H103ZM118 32V31H117ZM128 32V31H127ZM139 32V31H138ZM142 32V31H141ZM7 33H9V31L7 32ZM6 33V34H7ZM17 33V32H16ZM22 33V32H21ZM69 33L68 34H65V35H69ZM89 33V34H90ZM107 33H109V31L107 32ZM110 33H112V32H110ZM110 33L108 34L109 35V37H110ZM126 33V32H125ZM129 33V32H128ZM136 33V32H135ZM145 33H147V32H145ZM186 33V34H185ZM0 34H2L3 35V33H1V31H0ZM23 34H25L24 33V31H23ZM85 33H83V35H84ZM95 34V33H94ZM98 34H101V32L100 33H98ZM97 34V35H98ZM114 34V33H113ZM118 34V35H119ZM129 34H133L132 33V31L129 33ZM142 34V33H141ZM141 34L139 35V36H141ZM150 34V35H151ZM155 34V33H154ZM10 35V34H9ZM9 35H7V36H9ZM19 35V34H18ZM26 35V34H25ZM61 35V34H60ZM65 35H62V36H65ZM96 35V34H95ZM102 35V34H101ZM105 36H106V34H104ZM118 35H117V37H118ZM122 35H126V34H122ZM135 35H137V34H135ZM147 35H149V34H147ZM4 36L5 35H3V36H1V37H3L4 38ZM13 36V35H12ZM79 36V35H78ZM81 36V35H80ZM86 36V35H85ZM105 36H103V37H105ZM113 36V35H112ZM131 36V35H130ZM59 37H61V36H59ZM91 37H92V35H91ZM100 37H102V36H100ZM115 37H116V35H115ZM120 37L122 38V36L120 35ZM127 37H128V35H127ZM127 37L125 36V37H123L122 39H127ZM138 37V36H137ZM145 37H148L149 39H150V37L149 36H146L145 35ZM151 37H153L154 38V36H151ZM186 37H188L189 38V40H188V42H192L193 43V47H194V52H192L191 54H193V55H191L190 53H189V49H188V44L189 43H187L186 42V40H187V38ZM8 38V37H7ZM18 38V37H17ZM23 38H25V37H23ZM85 38V37H84ZM90 38V37H89ZM96 38V37H95ZM114 37H112V39H113ZM119 38V37H118ZM117 38V39H118ZM13 39V38H12ZM19 39H22L21 37H19ZM27 39V38H26ZM25 39V40H26ZM87 38H85V40H86ZM107 39V38H106ZM117 39H114V41L117 43V42H119L120 40H118L117 41ZM125 39V40H126ZM130 39V37L128 38V40ZM131 39H132V41H134L135 42V40H136V42H137V44H138V41H137V39H135V37H134V40H133V37L131 36ZM156 39V38H155ZM166 39H168V40H166ZM3 40V39H2ZM2 40H1V38H0V45L1 46H3L2 44H4V45H7V44H9L8 42H7V40H6V43H2ZM5 40V39H4ZM3 40V41H4ZM10 40V39H9ZM24 40V41H25ZM87 40H90V39H87ZM86 40V41H87ZM91 40H93V39H91ZM98 40H100V39H98ZM108 40V39H107ZM139 41H140V37H139V39H138ZM146 40V39H145ZM22 41V40H21ZM79 43L81 44V42H83V41H81V38H79ZM81 41V42H80ZM110 41L112 42V40H111V38H110ZM110 41H108V43L110 42ZM121 41H123V40H121ZM121 41L119 42V44L121 43ZM127 41V40H126ZM143 41V40H142ZM157 42H159V40H156ZM162 41V42H163ZM164 41V42H165ZM170 41V42H171ZM5 42V41H4ZM17 42H19V40L17 41ZM16 42V43H17ZM23 42V41H22ZM21 42V43H22ZM85 42V41H84ZM92 42H94V40L92 41ZM125 42V41H124ZM129 42H130V40H129ZM146 42V41H145ZM156 42V43H157ZM162 42H160V43H162ZM2 43V44H1ZM62 43V42H61ZM88 43H90L89 41L87 42V44ZM112 43H114V42H112ZM141 43H143V42H141ZM153 43V42H152ZM166 44H167V42H165ZM20 44V43H19ZM79 44V45H80ZM86 44V43H85ZM85 44H82V45H85ZM97 44V43H96ZM115 44V43H114ZM122 44V43H121ZM120 44V45H121ZM125 43H123L122 45H124ZM127 44H128V42H126V46H127ZM130 44H131V42H130ZM12 45V44H11ZM11 45H9L8 47H10ZM15 45V44H14ZM24 45H27L26 44V42H25V44ZM112 46H113V44H111ZM140 45V44H139ZM147 45V44H146ZM145 45V46H146ZM154 45H163V44H159V43H157V44H154ZM165 45V44H164ZM163 45V46H164ZM13 46V45H12ZM19 46V45H18ZM81 46V45H80ZM86 46V45H85ZM84 46V47H85ZM93 46V45H92ZM96 46V45H95ZM98 46V45H97ZM102 46V45H101ZM116 46V45H115ZM131 46H133V44L131 45ZM131 46L130 45H128V47H130V49H132L131 48ZM138 45H136V47H137ZM143 46V45H142ZM7 46H5V49L4 50H6L7 51V49H9ZM20 47H22V46H20ZM100 47V46H99ZM114 47V46H113ZM119 47V46H118ZM123 47V46H122ZM128 47H125V48H127L128 49ZM134 47V46H133ZM139 47V46H138ZM147 47V46H146ZM146 47H144V49L146 48ZM3 48H4V46H3ZM7 48V49H6ZM11 48V47H10ZM13 48V47H12ZM11 48V49H12ZM15 48H17V47H15ZM19 48V47H18ZM88 48V47H87ZM96 48V47H95ZM101 48V47H100ZM105 49L104 50H106L107 52L109 51V49L107 50L106 49V47H104ZM110 48V47H109ZM124 48V47H123ZM140 48V47H139ZM139 48H137L136 50H135V52L139 49ZM148 48V47H147ZM146 48V49H147ZM174 48H171V50L170 51H172V49H173V51L175 52V50H174ZM192 48V47H191ZM23 49V48H22ZM42 49H45L46 51H47V53L48 54H46V56H48L49 55V64H50V69L48 70L49 71V73H50V78H51V82H52V85L50 86L51 88H49L48 87V83L46 84V76H47V74H48V71H47V69L48 68H46V63H44L42 60H41V58L43 59V56H41V54L42 53H44L43 51H42ZM84 49V48H83ZM86 49V48H85ZM99 49V48H98ZM113 49V48H112ZM135 49V48H134ZM156 49H157V46H156ZM159 49V48H158ZM167 49V48H166ZM1 50H2V48H1ZM10 50V49H9ZM8 50V51H9ZM13 50V49H12ZM15 50H16V52H15ZM21 50V49H20ZM44 50V51H45ZM66 50V49H65ZM96 49H94L93 51H95ZM100 50V49H99ZM99 50H97V51H99ZM122 51H126V49L125 50H123V49H121ZM121 50H120V52H121ZM169 50H168V52H169ZM5 51V54L6 53H8V51L6 52ZM22 51H25V50H22ZM29 51V50H28ZM28 51H26V52H28ZM42 51V52H41ZM78 51V50H77ZM83 51H85V50H83ZM83 51H82V53H83ZM87 51V50H86ZM92 51V52H93ZM117 51H119V50H117ZM130 51V50H129ZM132 51V50H131ZM134 51V50H133ZM2 52V51H1ZM13 53H10V54H12V56L14 57L15 55H14V52L17 54L18 53V51H17V49H14V51H12ZM103 52H105V51H103ZM110 52V51H109ZM114 52V51H113ZM119 52V53H120ZM2 53H4V52H2ZM23 53V52H22ZM69 54V52H68V49L66 50V54ZM81 53V52H80ZM82 53L80 54L81 56H84V55H82ZM100 53V55H104V53H102L101 54V52H99ZM99 53H98V55H99ZM122 53V52H121ZM126 52H124V54H125ZM131 53V52H130ZM129 53V54H130ZM132 53H134V52H132ZM1 54V53H0ZM5 54H2V55H5ZM9 54V55H10ZM20 55H21V53H19ZM24 54V53H23ZM63 54H64V52H63ZM90 54V53H89ZM97 54V53H96ZM107 54H109V53H106V55ZM123 54V55H124ZM128 54V55H129ZM135 54V53H134ZM133 54V55H134ZM141 54V55H140ZM140 54H137V52H136V57H138L137 55H139L140 57L141 56H143L142 55V53H140ZM146 54H148L147 53V51H146V53L144 54V55H146ZM150 54V53H149ZM152 54V53H151ZM156 53H154V55H155ZM8 54H6V56H7ZM18 55V54H17ZM25 56L27 55V54H24ZM43 55V54H42ZM62 55V54H61ZM73 55V54H72ZM71 55V61L72 62H70V63H72V67H79L77 70H78V72L76 73V74H78V76H76L75 74H74V76H76V78H77V84H78V86H74V87H72V88H75V90H76V88H77V90L79 91V93H80V95L79 94H77L78 92L76 91L75 93L77 94L76 96H78L79 95V99H80V97H81V102H82V109L84 110V111H86L87 112V114L89 113L90 115H91V117L92 118H94V116H92V115H94V109H93V107L96 105L94 102H95V97H99V96H102V98H104V99H101V100H104V101H106V100H111L110 98H109V94H107L108 93V91H107V89H104V88H106V87H104L103 85V88H101L102 86L101 85H98L97 83H95L96 82V80L94 81L93 79H91V77H90V75L92 74L91 72H89L88 71V68L89 67H86L85 65H84V63H86V62H84V61H82L81 63L78 61L80 58L78 57V55L77 54H75V55H73L72 56ZM76 55H77V57H76ZM85 55H87V53L85 54ZM98 55H96V56H98ZM105 55V56H106ZM114 55V54H113ZM23 56V55H22ZM63 56V55H62ZM66 56H68V55H66ZM88 56V55H87ZM105 56H103V57H105ZM121 56V55H120ZM126 56V55H125ZM131 56H132V54H131ZM150 56H152L153 57V54L152 55H150ZM2 57V56H1ZM8 57V56H7ZM7 57H6V59H7ZM10 57V56H9ZM9 57H8V59H9ZM13 57H11V59L13 58ZM21 57V56H20ZM92 57V55L90 56V58ZM99 57V56H98ZM102 57V56H101ZM108 57V56H107ZM107 57H105V59L107 58ZM117 57H119V56H117ZM116 57V58H117ZM123 56H121V58H122ZM130 57V56H129ZM129 57H128V59H129ZM135 57V58H136ZM140 57H138V58H140ZM18 58H19V56H18ZM21 58H23V57H21ZM25 58V57H24ZM23 58V59H24ZM68 58H69V56H68ZM78 60H77V59ZM88 58V57H87ZM111 58H112V55H111ZM120 58V57H119ZM126 58V57H125ZM131 58V57H130ZM134 58V57H133ZM6 59H4V61L7 63V61H8V63L10 62V60L11 59H9V60H7L6 61ZM15 59H17V57H15ZM27 59V58H26ZM32 59V60H31ZM44 59H45V57H44ZM84 59V58H83ZM104 59V58H103ZM104 59V60H105ZM128 59H126V60H128ZM143 58H140V60H142ZM146 59V58H145ZM145 59H143V61L142 62H144V60ZM148 59V58H147ZM1 60H3V59H1ZM14 60V59H13ZM25 60V59H24ZM104 60H102V61H104ZM113 60V59H112ZM121 60V59H120ZM123 60H125L124 58H123ZM122 61L123 62V65L120 67V69L122 68V67H124V62H127V61ZM131 60H133V59H131ZM139 60V59H138ZM155 60V59H154ZM15 61V60H14ZM17 61H19L18 59H17ZM17 61H15L13 64H12V61H11V64H6L5 62V64L6 65H4V69L6 70V67H7V65H8V67H10V65L11 66H13L14 64H16V62ZM80 61H81V59H80ZM87 61H89V60H87ZM91 61V60H90ZM89 61V63L91 64V62ZM115 61V63H116V60H114ZM134 61V60H133ZM2 62V61H1ZM105 62H106V60H105ZM104 62V63H105ZM108 62V61H107ZM106 62V63H107ZM113 61H111L110 63H112ZM118 62H119V59H118ZM121 62V61H120ZM130 62V61H129ZM129 62H127L126 64H128ZM135 62H137V61H135ZM147 62V64H148V61H146ZM3 63V64H4ZM19 63V64H20ZM64 63V62H63ZM69 63V64H70ZM104 63H103V65H104ZM159 63V62H158ZM172 63V64H171ZM22 64H20V65H22ZM46 64V65H45ZM68 64V65H69ZM73 64H74V66H73ZM87 64H88V62H87ZM101 64V63H100ZM118 64V63H117ZM120 64H122V63H120ZM147 64H145V65H147ZM18 65V64H17ZM67 65V64H66ZM89 65V64H88ZM87 65V66H88ZM93 66L92 67H94V64H92ZM119 65V64H118ZM129 65V64H128ZM131 65V64H130ZM133 65V64H132ZM6 66V67H5ZM87 68H85V67ZM91 66V65H90ZM115 66V65H114ZM113 66V67H114ZM134 66V65H133ZM135 66H138V65H135ZM7 67V68H8ZM48 67H49V65H48ZM91 67V70L93 69L94 70V68H92ZM96 68H98L99 69V66H95ZM118 67V66H117ZM146 67V66H145ZM144 67V68H145ZM148 67V66H147ZM69 68H71V65H70V67ZM125 68V67H124ZM126 68H127V66H126ZM135 68V67H134ZM140 69L139 70H141L143 67H139ZM10 69V68H9ZM9 69H7V70H9ZM90 69V68H89ZM97 69V70H98ZM119 69V68H118ZM123 69V68H122ZM136 69V68H135ZM11 70H12V68H11ZM20 70V69H19ZM19 70H17V74H18V71ZM73 70H75V68L73 69ZM90 70V71H91ZM94 71V72H96V73H98L99 74V76H102V74L100 75V73L101 72H98V71ZM124 70V69H123ZM127 70H129V69H127ZM142 70H144V69H142ZM13 72L14 71H16V70H12ZM99 71H102V70H99ZM130 71H132V67H131V69H130ZM138 70L136 69V72H137ZM1 72H3L2 70H1ZM0 72V73H1ZM10 71H8V73H9ZM139 72V71H138ZM137 72V73H138ZM143 72V71H142ZM147 71H144V73L145 74H147L146 73ZM6 73V72H5ZM4 73V74H5ZM7 73V74H8ZM70 73H72L73 74V72L72 71H70ZM70 73H68V75L70 74ZM90 73V74H89ZM95 73V74H96ZM102 73L104 74V72L102 71ZM108 73V72H107ZM110 73V72H109ZM108 73V74H109ZM116 73V72H115ZM131 73V72H130ZM133 73V72H132ZM131 73V74H132ZM162 73V74H163ZM97 74V75H98ZM114 74V73H113ZM117 75L119 74V73H116ZM16 75V74H15ZM20 75H22V73L20 74ZM120 75H123V74H120ZM127 75H128V73H127ZM135 75H137V74H135ZM161 75V74H160ZM178 75V76H177ZM19 76V75H18ZM49 76V75H48ZM96 76V75H95ZM98 76V77H99ZM104 76V75H103ZM109 76V75H108ZM141 77L143 76V74H141L140 75ZM146 76V75H145ZM148 76V75H147ZM184 76H182V77H184ZM1 77V76H0ZM7 77V76H6ZM5 77V78H6ZM16 77V76H15ZM14 76H13V78H15ZM20 77V76H19ZM68 77V78H67ZM97 77V76H96ZM98 77L96 78V79H98ZM105 77H106V75H105ZM112 77V76H111ZM4 78V77H3ZM2 78V79H3ZM9 78V77H8ZM7 78V79H8ZM49 78V77H48ZM49 78V79H50ZM74 78V77H73ZM148 78V77H147ZM147 78H145V79H147ZM1 79V80H2ZM11 79V78H10ZM10 79H8V83L10 82V81H12V80H10ZM17 80H16V83H17V81L18 80H20V79H18V78H16ZM71 80H73L72 78H70ZM75 79V78H74ZM95 79V78H94ZM104 79V78H103ZM103 79H101V80H99L100 82H102V80ZM107 79V78H106ZM113 79V78H112ZM138 79V82H140L141 80H139V78H137ZM141 79V78H140ZM142 79H144V78H142ZM175 79V78H174ZM176 79V80H177ZM181 79V78H180ZM0 80V81H1ZM114 80H116V79H114ZM113 80V82L112 83H114L115 81ZM6 81V80H5ZM94 81V82H93ZM98 81V80H97ZM110 81V80H109ZM118 81H120V80H118ZM144 81V80H143ZM146 81V80H145ZM148 81V80H147ZM183 81V80H182ZM7 82V81H6ZM12 82H15V80L14 81H12ZM21 82V81H20ZM50 82V83H51ZM99 82V83H100ZM103 82L104 83H106L104 80H103ZM2 83V82H1ZM15 83V84H16ZM19 83V82H18ZM17 83V84H18ZM49 83V84H50ZM66 83L68 84V89L66 90ZM72 83H73V81H72ZM75 84H76V82H74ZM111 83V82H110ZM111 83V84H112ZM141 83V82H140ZM6 83H4V86H6L5 85ZM21 84H22V82H21ZM101 84V83H100ZM109 84V83H108ZM0 85H2V84H0ZM11 85V84H10ZM107 85V84H106ZM114 85H116V84H114ZM12 86V85H11ZM17 86V85H16ZM73 86V85H72ZM99 86H101L100 88H99ZM109 86V85H108ZM127 86V85H126ZM129 86V85H128ZM127 86V87H128ZM10 87V86H9ZM13 87V86H12ZM14 87H15V85H14ZM114 87V86H113ZM2 88V87H1ZM11 88V87H10ZM9 88V89H10ZM18 88V87H17ZM8 89V88H7ZM15 89V88H14ZM104 89V90H103ZM110 89V88H109ZM108 89V90H109ZM200 89H202V88H200ZM199 89V90H200ZM4 90V89H3ZM17 90V89H16ZM21 89H19L18 91H20ZM25 90V89H24ZM106 90V91H105ZM129 90V89H128ZM29 91V92H30ZM72 91V92H71ZM1 93H2V91H0ZM7 92H9L8 90H7ZM24 92V91H23ZM34 93H35V91H34ZM109 93H110V90H109ZM2 94H4V95H1V96H4L5 97V94L6 93H2ZM24 94V93H23ZM23 94H22V98H23ZM111 95H112V92L110 93ZM10 94H8V96H9ZM26 95V94H25ZM27 95H28V93H27ZM6 96L5 97V100H6V98L8 99V100H11L9 97H11V96ZM30 96V95H29ZM39 96V95H38ZM38 96H36L37 98L36 99H38ZM75 95H73V97H76ZM104 96V97H103ZM185 96V95H184ZM13 97V96H12ZM42 97V96H41ZM115 97V96H114ZM3 98V97H2ZM14 98V97H13ZM34 98V97H33ZM116 98V97H115ZM1 99V98H0ZM39 99L41 100L42 98H40L39 97ZM74 99V98H73ZM94 100L93 101V103L95 104L94 106H92V108L90 107V102H91V100ZM106 99V100H105ZM182 99H183V96H182ZM181 99V100H182ZM2 101L4 100V99H1ZM0 100V101H1ZM14 100V99H13ZM19 100V99H18ZM21 100H24V99H21ZM40 100H38V101H36L35 100V104L37 103H39L40 102ZM100 100V101H101ZM115 101H119V99L117 100V98L116 99H114ZM184 100V99H183ZM1 101V102H2ZM31 102H33L34 101V99L33 100H30ZM30 101H28V102H30ZM76 101H79V100H77V98H76ZM97 101V100H96ZM185 101V102H186ZM203 101H200V103L202 102L203 103ZM6 102H8L7 100H6ZM18 102V101H17ZM30 102V103H31ZM42 102V101H41ZM107 102V101H106ZM106 102H105V104H106ZM121 102V101H120ZM185 102L183 101V105H185ZM195 102H197L196 104H195ZM3 103H5V101L3 102ZM8 103H10V106H12L13 107V105H11V103H13V102H8ZM30 103H29V105H30ZM76 103V102H75ZM98 103V102H97ZM100 104H99V107L101 106V103L102 102H99ZM108 103V102H107ZM201 103V104H202ZM2 104V103H1ZM20 104V103H19ZM26 104H28V103H26ZM25 104V105H26ZM33 106H34V104L33 103H31ZM42 104V103H41ZM77 104V103H76ZM103 104V103H102ZM105 104H103L102 106H105ZM110 104H112V103H110ZM3 105V104H2ZM2 105H0V106H2ZM6 104H4V106H5ZM39 105H40V103H39ZM49 105V106H48ZM91 105H92V102H91ZM98 105V104H97ZM96 105V106H97ZM107 105V104H106ZM170 105V104H169ZM4 106H2L1 108H3ZM23 106V105H22ZM43 106H45L44 104H43ZM107 106H109V104L107 105ZM112 106L114 107V108H116L115 106H117V105H115L114 106V104H112ZM172 106V105H171ZM6 107V106H5ZM11 107V108H12ZM24 107V109H29V108H25V106H23ZM27 107V106H26ZM39 107V106H38ZM37 107V108H38ZM110 108H113V107H111V106H109ZM109 107H107V108H109ZM118 107V106H117ZM6 108H9L10 109V107L8 106V107H6ZM15 107H13V109H14ZM17 108V110H18V107H16ZM22 108V107H21ZM95 108V107H94ZM98 108V107H97ZM113 108V109H114ZM128 107H126V108H124L125 110L127 109ZM130 108V107H129ZM128 108V109H129ZM133 108V107H132ZM23 109V110H24ZM41 109H42V107H41ZM40 109V112L39 113H41V110ZM44 109V108H43ZM45 109H47L46 108V106H45ZM44 109V110H45ZM49 108H48V110H50ZM71 109V110H70ZM2 110H4V109H2ZM7 110V109H6ZM11 110V112H10V114H11V116H14L15 115V113H14V111L16 112V110H13L12 111V109H10ZM9 110V111H10ZM30 110V109H29ZM35 110V109H34ZM38 110V109H37ZM43 110V111H44ZM48 110H45V111H47L48 112ZM99 110V108L97 109V110H95V111H98ZM103 110V109H102ZM101 110V111H102ZM110 110V109H109ZM112 110V109H111ZM110 110V111H111ZM125 110H124V113L122 114V113H120V114H122L121 115V117L124 119H128V118H126L125 116L123 117V115L125 114ZM171 110V109H170ZM176 110V109H175ZM174 110V111H175ZM21 111V110H20ZM25 111V110H24ZM23 111V112H24ZM36 111V110H35ZM44 111V112H45ZM79 111H81V108L79 109ZM127 111V110H126ZM129 111V110H128ZM130 111H132V109L130 108ZM0 112H2L1 110H0ZM18 112H19V110H18ZM17 112V113H18ZM23 112H19V114L20 113H23ZM33 112V111H32ZM98 112H100V111H98ZM97 112V113H98ZM103 112H104V110H103ZM103 112H101V113H103ZM106 112H107V110H106ZM112 113L114 112V111H111ZM176 112V111H175ZM6 114L8 113V112H5ZM4 113V114H5ZM16 113V114H17ZM46 113V112H45ZM45 113H43V114H45ZM76 113V112H75ZM75 113H74V115H75ZM78 113H81V112H78ZM129 113V112H128ZM173 113V112H172ZM171 113V114H172ZM183 113V112H182ZM201 113V114H202ZM204 113L206 114V111H204ZM203 113V114H204ZM10 114H7V117H8V115H9V117H10V119L12 118L11 116H10ZM12 114H14V115H12ZM35 114H37V116L36 117H38V113H35ZM43 114H41V115H43ZM46 114H48V115H45L46 117L48 116V119L50 118L51 119V113H50V111L48 112V113H46ZM54 114H52V115H54ZM81 114H84V113H81ZM86 114V113H85ZM105 114V113H104ZM107 114V113H106ZM106 114H105V116H106ZM108 114H110V115H108L109 116V118H112V116H111V113H109L108 112ZM181 114V113H180ZM202 114V115H203ZM204 114V115H205ZM28 114H26V116H27ZM50 115V116H49ZM54 115V116H55ZM78 115V114H77ZM101 116H102V114H100ZM114 115V114H113ZM132 115H133V111H132ZM174 115V114H173ZM1 116V115H0ZM6 115H4L3 117H5ZM23 116H25V114L23 115ZM22 115L20 116H16V118L17 117H19L18 118V120L19 119H21L20 117H23ZM25 116V117H26ZM53 116V117H54ZM98 116H99V114H98ZM111 116V117H110ZM119 116V115H118ZM130 115H128L127 117H129ZM153 116V115H152ZM155 116V115H154ZM176 116V115H175ZM6 117V118H7ZM15 117V116H14ZM13 117V118H14ZM44 116H42V119H44L43 118ZM56 117V118H57ZM58 117V118H59ZM71 117V116H70ZM69 117V118H70ZM75 117V116H74ZM77 117H79V116H77ZM76 117V118H77ZM82 116H80V118H81ZM87 117V116H86ZM90 117V118H91ZM100 117V116H99ZM180 116H178V118H179ZM1 118V117H0ZM72 118H73V116H72ZM71 118V119H72ZM83 118V117H82ZM89 118V119H90ZM91 118V119H92ZM98 118V117H97ZM101 118V117H100ZM108 118V117H107ZM130 118V117H129ZM183 118H185V116L183 117ZM26 119V118H25ZM30 119V118H29ZM28 119V116H27V119L26 120H29ZM38 119H39V117L37 118V122L35 121V125H36V123H37V125H38ZM47 119V120H48ZM50 119L48 120L49 122H50ZM53 119V118H52ZM84 119H85V117H84ZM83 119V122L82 123H84V121H86V119L84 120ZM104 120H105V118H103ZM114 119H116V118H114ZM122 119V120H123ZM124 119V121H126ZM134 119V118H133ZM146 119V118H145ZM144 119V120H145ZM160 119H162V118H160ZM176 119V118H175ZM181 119H182V117H181ZM187 119V118H186ZM185 119V120H186ZM207 119H210V121L209 120H207ZM2 120V119H1ZM0 120V122H2L3 123V121H1ZM4 120V119H3ZM5 120H7V119H5ZM14 120V119H13ZM22 120H24V117L22 118ZM21 120V123H20V125L22 124V121ZM36 120V119H35ZM45 120H46V118H45ZM43 121L44 123L47 121ZM55 120V119H54ZM57 120V119H56ZM67 121H68V119H66ZM66 120H63V121H66ZM75 120V119H74ZM79 120V119H78ZM77 120V121H78ZM82 120V119H81ZM109 120V119H108ZM107 120V121H108ZM135 120V119H134ZM151 120V119H150ZM149 120V121H150ZM164 120V119H163ZM166 120V119H165ZM178 120H180V119H178ZM183 120V119H182ZM184 120V121H185ZM194 120V119H193ZM14 121H16V120H14ZM13 121V122H14ZM33 121V120H32ZM39 121H40V119H39ZM53 121V120H52ZM63 121H61L62 123H63ZM71 121V120H70ZM92 121L94 122V120H90V122L92 123ZM146 121V120H145ZM152 121V120H151ZM150 121V122H151ZM168 121V120H167ZM170 121V120H169ZM168 121V122H169ZM190 121V120H189ZM11 123H12V121H10ZM9 122V123H10ZM17 122V121H16ZM25 122L26 121H24V124H25ZM28 122V121H27ZM26 122V123H27ZM30 122V121H29ZM40 122H42V121H40ZM57 122V121H56ZM59 122V121H58ZM58 122H57V124H58ZM75 122V121H74ZM73 122V123H74ZM87 122V121H86ZM88 122H89V120H88ZM109 122V121H108ZM127 122V121H126ZM128 122H129V120H128ZM138 122V121H137ZM136 122V123H137ZM149 122V123H150ZM156 121H154V123H155ZM168 122H164V123H166V125L168 124ZM183 122V121H182ZM186 122V121H185ZM18 123V122H17ZM67 123L68 124H72L71 122H65V126H64V128H66V126H67ZM78 123V122H77ZM81 123V124H82ZM105 123H107V122H105ZM130 123V122H129ZM147 123H148V121L147 122H145V125L146 126H148L147 125ZM191 123H192V121H191ZM1 124V123H0ZM6 124H8V122H5V125ZM14 124L16 125V123L14 122ZM19 124V123H18ZM27 124H29V123H27ZM30 124H31V122H30ZM53 124H54V126H53ZM53 124H52V126H53V128L54 127H56V124L53 122ZM75 124V123H74ZM81 124H80V126H81ZM93 124V123H92ZM91 124V125H92ZM100 124V123H99ZM98 124V125H99ZM111 124V120H110V123H108V125L109 126H111L110 125ZM177 124V123H176ZM182 124H184V123H182ZM182 124H181V126H182ZM193 124H194V122H193ZM9 125V124H8ZM19 125V126H20ZM34 125V126H35ZM42 125V124H41ZM49 125V124H48ZM58 125H61L60 123L58 124ZM57 125V126H58ZM76 125V127H77V124H75ZM90 125V124H89ZM91 125H90V127H91ZM95 125V124H94ZM98 125H96V126H98ZM100 125H102V123L100 124ZM103 125H105V126H107L106 124H103ZM112 125H113V123H112ZM135 125V124H134ZM138 125V124H137ZM137 125H135V126H137ZM144 125V124H143ZM152 125H154V124H152ZM155 125H157V124H155ZM160 125H161V123H160ZM190 125V124H189ZM194 125H196V124H194ZM193 125V126H194ZM200 125V124H199ZM198 125V126H199ZM210 125V126H209ZM13 126V125H12ZM18 126V125H17ZM16 126V128H18L17 130H19V127H17ZM24 126V125H23ZM25 126H27L26 124H25ZM25 126H24V130L26 131V129H25ZM34 126H33V128H34ZM72 125H70L69 127H70V129L71 128H74L73 126L71 127ZM84 126H86V124H84ZM95 126V127H96ZM104 126V127H105ZM135 126H133V127H135ZM183 126H186V125H183ZM0 127H1V125H0ZM20 127H22V126H20ZM27 127H29V125L27 126ZM36 127V126H35ZM42 127V126H41ZM41 127L39 128V129H41ZM45 127V126H44ZM59 127H62V126H59ZM69 127H67V128H69ZM76 127H75V129L74 130H81L80 132H82V130H83V127H81V129H79L80 127H77V129H76ZM87 127H89V126H87ZM101 127H103V126H101ZM100 127V129H102ZM103 127V128H104ZM108 127V126H107ZM113 127V126H112ZM160 127V126H159ZM163 127V126H162ZM169 127V126H168ZM172 127H173V125H172ZM180 127V126H179ZM189 127V126H188ZM191 127H192V124H191ZM197 128L196 130H198L199 129V131H201L200 133L203 135V140H209V143H212V142H210V141H212L211 139H210V137L208 136V134H207V132H204V127L203 126H199V127H197V126H194V128ZM9 128V127H8ZM23 128V127H22ZM22 128H20V130H19V132L21 131V132H23L24 133V131L22 130ZM43 128V127H42ZM48 127L46 126V129H47ZM53 128H49L48 130L50 131L51 129H53ZM85 128V127H84ZM97 128H99V126L97 127ZM109 129H107V128H105V131L107 130H111L110 129V127H108ZM143 129H145L144 127H142ZM141 128V129H142ZM166 128V127H165ZM190 128V127H189ZM203 128V129H202ZM6 129V131H7V128H5ZM46 129H44V131L46 130ZM87 128H85V130H86ZM135 129V128H134ZM141 129H139V131L141 130ZM147 129V128H146ZM191 129H193V127L191 128ZM3 130V129H2ZM9 130H10V128H9ZM9 130H8V133H9ZM13 132L14 131H17V130H13V129H11ZM11 130H10V133H11ZM54 130V129H53ZM67 130H69V129H67ZM67 130L66 131H64L65 132V134L68 136V132H67ZM88 130V129H87ZM90 130H91V128H90ZM96 130V129H95ZM103 130V129H102ZM136 130V132L138 133V128L137 129H135ZM134 130V131H135ZM148 130V129H147ZM147 130H145V131H147ZM161 130H163V128L161 129ZM1 131V130H0ZM32 131H33V129H32ZM31 131V132H32ZM36 131V130H35ZM35 131H33V132H35ZM47 131V130H46ZM45 131V132H46ZM52 131V130H51ZM55 131H57L56 133L58 134L59 132H58V129H56ZM60 131H61V129H60ZM63 131V130H62ZM73 131V130H72ZM89 131V130H88ZM87 131V133H89ZM92 131V130H91ZM99 132H100V130H98ZM104 130H103V132H105ZM144 131V130H143ZM164 131V130H163ZM163 131H161L162 132V134H164V133H166V132H163ZM186 131H188V128L186 129ZM194 131V130H193ZM19 132H18V134L17 135H19ZM33 132H32V135H33ZM54 132V131H53ZM52 132V133H53ZM67 132V133H66ZM70 133H75L74 131L73 132H71V130L69 131ZM86 132V131H85ZM93 132H95V131H93ZM97 132V131H96ZM99 132H97V133H99ZM109 132V131H108ZM141 132V131H140ZM172 132V131H171ZM176 132V131H175ZM175 132H174V135H175ZM1 133V132H0ZM4 133V132H3ZM10 133L8 134V135H10ZM29 133V132H28ZM56 133H53V134H55L56 135V138H53V139H57V134ZM69 133V135H70V137H68L69 139L70 138H72V134H70ZM79 133V132H78ZM86 133V134H87ZM96 133V134H97ZM133 133V132H132ZM132 133H130V134H132ZM177 133V132H176ZM198 133V132H197ZM199 133V134H200ZM5 134H7V132L5 133ZM21 134V133H20ZM27 134V133H26ZM26 134H23V135H26ZM35 134V133H34ZM37 134H38V131H37ZM51 135L50 134V132L49 133H47L46 135ZM64 134V133H63ZM62 134V135H63ZM82 133H80L79 135H81ZM106 134H107V132H106ZM167 134V136H166V138L167 139H169L168 138V133H166ZM198 134V135H199ZM2 135H4V134H0V136L3 138V136ZM8 135H4V136H8ZM11 135H13L14 136V134H12L11 133ZM10 135V136H11ZM22 135V134H21ZM20 135V136H21ZM31 135V136H32ZM43 135V134H42ZM59 135V134H58ZM62 135H59V136H61L62 137ZM85 135V134H84ZM84 135L83 136H81L82 138H81V140H83V137H84ZM94 135V133L91 135V139H92V136ZM98 135H100L101 136V134H98ZM103 135V134H102ZM161 135V134H160ZM170 135H173V134H171L170 133ZM10 136H8V138L10 137ZM20 136H18L17 138L19 139H15L16 140V142H19L20 141ZM35 135H33L32 137H33V139L35 138L34 137ZM40 136H41V134H40ZM67 136H65L66 137V139L65 140H68L67 139ZM75 136H76V134H75ZM78 136V135H77ZM76 136V137H77ZM95 136V135H94ZM133 136H135V138H133V139H135V141H137V142H135V143H140V144H138L137 146H138V148H137V146H136V148L137 149H139V147H141V146H139V145H142L143 143H142V141H143V137L141 138L140 137V139H142V141L140 142V139L134 134ZM142 136V135H141ZM164 136V135H163ZM162 135H161V137H163ZM194 136V135H193ZM0 137V140L2 139ZM24 137H26V136H24ZM24 137H22V139L24 138ZM28 137V136H27ZM37 137V136H36ZM53 137V136H52ZM61 137H59V138H61ZM64 137V138H65ZM74 137V136H73ZM103 137V136H102ZM137 137V138H136ZM145 137V136H144ZM160 136H159V141H161L160 140V138H161ZM170 137V136H169ZM176 137V136H175ZM180 137V136H179ZM185 137V136H184ZM196 137V136H195ZM6 138V141H7V137H5ZM11 138H12V136H11ZM15 138V137H14ZM29 138V137H28ZM58 138V140H60ZM85 138V137H84ZM165 138V137H164ZM177 138V137H176ZM188 138V137H187ZM201 137H199V140H201L200 139ZM13 139V138H12ZM32 139V138H31ZM41 139V141H43L42 139H43V137L42 138H40ZM45 139V138H44ZM52 139V140H53ZM62 139V138H61ZM74 138H72V140H73ZM91 139H89L90 141H88V144L90 145V143H91ZM105 138H103V140H104ZM107 139H108V137H107ZM107 139H105V140H107ZM139 140V142H138V140ZM166 139V142L168 141ZM170 139H172V138H170ZM182 139V138H181ZM193 139H196V138H193ZM192 139V140H193ZM18 140V141H17ZM30 140V139H29ZM35 140H37V138L35 139ZM50 140V139H49ZM55 140H53L54 142H55ZM72 140H69V142L70 141H72ZM79 139L78 138H76V140H75V142H77ZM86 140H88L87 139V137H86ZM100 139H99V137H98V141H99ZM146 140V138H144V141ZM147 140H148V138H147ZM165 140V139H164ZM186 139H184L183 141H185ZM188 140V139H187ZM190 140V139H189ZM4 142H5V139L3 140ZM3 141H0V146H1V148H3L2 147V142ZM13 141V140H12ZM31 141V140H30ZM39 142H40V140H38ZM46 141V140H45ZM94 141V140H93ZM143 141V142H144ZM170 141V140H169ZM168 141V142H169ZM182 140H181V142H183ZM191 141V140H190ZM194 141V140H193ZM193 141H191V143L193 142ZM202 141V140H201ZM3 142V143H4ZM11 142V141H10ZM14 142V141H13ZM23 142V141H22ZM44 142V141H43ZM50 142H52V141H50ZM50 142H48L47 144H48V146L49 145H52V143L51 144H49ZM84 142V140L82 141V143ZM95 142V141H94ZM100 142H102V140H100ZM99 142V144L98 145H100L101 143ZM148 142V141H147ZM171 142V141H170ZM188 142V141H187ZM186 142V143H187ZM7 143H9V141L7 142ZM23 143H25V142H23ZM26 143H28V142H26ZM32 143V142H31ZM31 143H29L30 145H31ZM64 144H65V142H63ZM66 143H68V142H66ZM73 143V142H72ZM78 143V142H77ZM103 143V142H102ZM134 143V144H135ZM145 143V142H144ZM163 144H164V141L162 142ZM172 143V142H171ZM170 143V144H171ZM186 143H182V144H186ZM190 143V142H189ZM208 143V142H207ZM5 144H6V142H5ZM15 144H17V143H14V146H15ZM28 144V145H29ZM35 144V143H34ZM59 144V143H58ZM63 144V145H64ZM74 144V143H73ZM79 144V143H78ZM84 144H85V142H84ZM83 144V145H84ZM87 143L85 144L86 145V147H87V145H88ZM93 144V143H92ZM91 144V145H92ZM95 144V146H96V142L94 143ZM105 144V143H104ZM111 145V143L109 144V142H107L105 145H104V147H106V146H108V145ZM147 144V143H146ZM192 144H194V143H192ZM213 144V145H214ZM8 145H10L11 146V143L10 144H8ZM26 145V144H25ZM62 144H61V146H63ZM71 145V144H70ZM69 145V148L71 147ZM82 145V146H83ZM88 145V146H89ZM89 146V148L90 147H92V146ZM136 145V144H135ZM143 145H145V144H143ZM142 145V146H143ZM189 145V144H188ZM191 145V144H190ZM189 145V146H190ZM38 146V145H37ZM40 146V145H39ZM38 146V147H39ZM43 146V145H42ZM65 146H66V144H65ZM64 146V147H65ZM81 146V145H80ZM82 146H81V149H82ZM101 147L103 146V145H100ZM169 146V145H168ZM167 146V147H168ZM193 146V145H192ZM195 146V145H194ZM199 146V145H198ZM204 146V145H203ZM12 147H13V143H12ZM23 147V146H22ZM25 147V146H24ZM30 147V146H29ZM36 147V146H35ZM45 147H46V145H45ZM45 147L43 148V149H45ZM56 147V146H55ZM64 147H63V151H64ZM67 147V146H66ZM66 147H65V149H66ZM77 147V146H76ZM85 147V146H84ZM100 147V148H101ZM110 147V146H109ZM108 147V148H109ZM148 147V146H147ZM147 147H142V148H144V150H148V148ZM165 147V146H164ZM196 147V146H195ZM212 147V146H211ZM216 147V148H215ZM15 148H16V146H15ZM25 148H28L27 146L25 147ZM32 148V147H31ZM75 148V147H74ZM93 149H95L94 148V146L92 147ZM107 148V147H106ZM146 148V149H145ZM191 148V147H190ZM198 148V147H197ZM196 148V149H197ZM205 148V147H204ZM203 147H202V149H204ZM206 148H207V151H206V154L208 155V158L206 157V159H208L209 160V162H213V157L215 156L216 157V152H215V154H212L211 155V153L209 152L210 150H209V146L206 144ZM215 148V149H214ZM5 148H3L1 151H3ZM12 149V148H11ZM33 149V148H32ZM39 149V148H38ZM56 149V148H55ZM54 149V150H55ZM71 149H73V147L71 148ZM84 149V148H83ZM93 149L92 150H89L88 148L86 149V151L88 150V151H93ZM96 149H98L99 150V146L96 148ZM105 149V148H104ZM110 149V148H109ZM164 149V148H163ZM165 149H166V147H165ZM217 149V150H216ZM8 150H9V148H8ZM7 150V151H8ZM14 150V149H13ZM13 150H11V151H13ZM17 150V149H16ZM21 151L23 150V148L22 149H20ZM28 150V149H27ZM49 150H50V148H49ZM53 150V151H54ZM59 150H60V148H59ZM62 150H61V152H62ZM67 150H68V147H67ZM141 150H143V149H141L140 148V151ZM143 150V152H146L147 154H148V151H144ZM167 150H169V151H171L170 149H168L167 148ZM195 150V149H194ZM199 150H201L200 148L198 149V151ZM206 150V149H205ZM5 151V150H4ZM29 151V150H28ZM28 151H26L27 153H28ZM31 151V150H30ZM29 151V153L28 154H30V155H28V156H33V155H31V153H33V151L32 152H30ZM52 151V152H53ZM69 151V150H68ZM75 151V150H74ZM106 151H109L108 149L106 150ZM110 151H112V149L110 150ZM110 151L108 152V153H110ZM169 151H168V154H169ZM195 151H197V150H195ZM214 151V152H213ZM15 152V151H14ZM47 152L49 153V151H48V149H47ZM52 152H50V153H52ZM61 152H59V154L61 155ZM73 152V151H72ZM95 152V151H94ZM98 151H96V153H97ZM207 152H209V153H207ZM4 152H2L0 155L2 156V154H3ZM6 153V152H5ZM10 154L11 152H10V150H9V152H7V154ZM22 153H24V152H22ZM36 153V152H35ZM34 153V154H35ZM64 153H66V151H64L63 152V154ZM101 153V155H104V154H106V153H104L103 152V150H102V148H101V150L99 151V154ZM113 153H115V152H113ZM6 154V155H7ZM38 154H40V153H38ZM67 154V153H66ZM66 154H64V156H66ZM71 154V153H70ZM73 154V153H72ZM98 154V155H99ZM117 154V153H116ZM165 154H167V153H165ZM201 154V153H200ZM5 155V154H4ZM36 155V154H35ZM54 155H55V153H54ZM88 155V154H87ZM90 155V154H89ZM107 155V154H106ZM203 155V157H205L204 155L205 154H202ZM8 156V155H7ZM7 156H5V157H7ZM10 156L12 157L13 156V153H12V155L10 154ZM49 156H52L51 154H49L48 155V157ZM108 156V155H107ZM107 156H106V159H107ZM111 156H112V153H111ZM140 156H142V155H140ZM147 156V155H146ZM168 156V155H167ZM198 156V157H197ZM5 157L3 158V156H2V158L1 159H4L5 160ZM9 157V156H8ZM46 157V156H45ZM53 157V156H52ZM58 157V155H56V157L54 156V159L55 158H57ZM69 157V156H68ZM112 157H114V158H116V156H112ZM111 157V158H112ZM145 157V156H144ZM144 157H142V159H145ZM169 157V156H168ZM188 157H191V158H189L190 160H188ZM14 158V157H13ZM29 158V157H28ZM27 158V159H28ZM38 158V157H37ZM37 158H35V159H37ZM47 158V157H46ZM60 157H58L57 159H59ZM61 158L64 160V158H63V155L61 156ZM90 158V157H89ZM108 158H110V157H108ZM110 158V159H111ZM140 158V157H139ZM162 158H166V156H162ZM200 158V157H199ZM202 158V157H201ZM40 159V158H39ZM41 159H43V158H41ZM50 158H48V160H49ZM163 159V160H164ZM29 160V159H28ZM32 160V159H31ZM68 160V159H67ZM177 160H179L178 159V157L176 158V161H175V159H174V161L172 162L173 164H175L176 162H177ZM181 160V159H180ZM180 160H179V162H180ZM215 160H216V158H215ZM215 160H214V162H215ZM9 160H7V162H8ZM12 161V160H11ZM30 161V160H29ZM40 161H42V160H40ZM45 161V160H44ZM54 161V160H53ZM52 161V158H51V161L50 162H53ZM55 161L57 162V164L55 165L54 163H56V162H54L52 165L53 166H57L58 165V161L55 159ZM115 161V160H114ZM143 161V160H142ZM144 161H147L146 159L144 160ZM186 161V162H187ZM199 161H200V159H199ZM47 162V161H46ZM49 162V161H48ZM109 162H111V160H109ZM179 162H177V164L179 163ZM198 162V161H197ZM213 162V163H214ZM3 163H5L6 165H11V163L10 164H7L5 161L3 162ZM9 163V162H8ZM182 163V162H181ZM203 163H205V162H203ZM0 164H2L1 162H0ZM5 164H2L3 166L1 167L0 166V170L1 169H3V167H4V165ZM48 164V163H47ZM177 164H175V165H177ZM197 164V163H196ZM196 164H194L195 166H196ZM199 164H200V162H199ZM210 164V163H209ZM13 165H16V163L15 164H13ZM37 165V164H36ZM43 165V164H42ZM113 165V164H112ZM151 165V167H152V164H150ZM169 166L168 168L166 167V166ZM179 166H181L180 164H178ZM177 165V167L179 168V166ZM201 165V164H200ZM200 165H199V167H200ZM210 165H212V164H210ZM209 165V166H210ZM50 166V165H49ZM203 166V165H202ZM207 166V165H206ZM216 167H218L217 166V164L215 165ZM214 166V167H215ZM6 167V166H5ZM11 168L13 167L12 165L10 166ZM39 167V166H38ZM46 167V166H45ZM55 167H52V166H50V169L51 168H55ZM162 167V168H163ZM172 167H174V165H172ZM176 167V168H177ZM182 167V166H181ZM196 167H198V165L196 166ZM211 167V166H210ZM9 168V167H8ZM11 168H9V170H11ZM48 168V167H47ZM47 168L45 169V170H47ZM149 168H150V166H149ZM153 168H155V167H153ZM157 168V167H156ZM167 168V169H166ZM175 168V167H174ZM173 168V169H174ZM201 168H203V167H201ZM200 168V169H201ZM208 168V167H207ZM212 169H214L213 167H211ZM49 169V170H50ZM147 169H148V167H147ZM152 168H150L149 170H148V172L151 170ZM173 169H170V170H172L173 171ZM211 169V170H212ZM8 170V169H7ZM9 170H8V172H9ZM12 170H13V168H12ZM11 170V171H12ZM35 170V169H34ZM39 170V169H38ZM116 170H117V168H116ZM115 170V171H116ZM170 170H168V171H170ZM176 170V169H175ZM208 170H210V168H208ZM4 171V170H3ZM36 171V170H35ZM51 171H53V170H51ZM51 171H50V173H51ZM156 171H157V169H156ZM167 171V172H168ZM2 172V171H1ZM40 172H41V170H40ZM46 172V171H45ZM49 171H47L46 173H48ZM138 172V171H137ZM143 172V171H142ZM145 172V171H144ZM143 172V173H144ZM152 172V171H151ZM174 172V171H173ZM173 172H171V173H173ZM205 172V171H204ZM4 173H5V171H4ZM4 173H0V174H4ZM6 173H7V171H6ZM14 173V172H13ZM38 173V172H37ZM50 173H48V174H50ZM147 173V171L143 174L144 175V177L145 176H147V175H145ZM153 173V172H152ZM169 174H170V172H168ZM219 173V172H218ZM12 174V173H11ZM47 174V175H48ZM120 173H118V175H119ZM139 174V173H138ZM5 175V174H4ZM39 175V174H38ZM114 175H116V174H114ZM143 175H142V177H143ZM171 175V174H170ZM172 175H174V174H172ZM2 176V175H1ZM45 176V175H44ZM138 176H140L141 177V172H140V175H138ZM137 176V177H138ZM201 176H203V175H201ZM216 176V175H215ZM218 176V175H217ZM216 176V177H217ZM4 176H2V179H4L3 178ZM36 177V176H35ZM42 177V176H41ZM117 177V176H116ZM165 177V176H164ZM206 177H207V175H206ZM214 177V176H213ZM215 177V178H216ZM37 178V177H36ZM35 178V179H36ZM122 178V177H121ZM121 178H120V180H121ZM214 178V179H215ZM116 179V178H115ZM144 179V178H143ZM169 179V178H168ZM175 179V178H174ZM174 179L173 180H170V182L169 183H171V181H174ZM6 180V179H5ZM38 180H41V179H39L38 178ZM43 180V179H42ZM41 180V181H42ZM213 180V179H212ZM13 181V180H12ZM15 181V180H14ZM13 181V183H15ZM116 181H119L118 179H116ZM163 181V182H162ZM215 181H216V179H215ZM5 181H3L2 183H4ZM8 183H9V181H7ZM120 183H121V181H119ZM131 182V181H130ZM144 182H145V180H144ZM146 182H147V180H146ZM149 182V183H150ZM155 182V181H154ZM211 182V181H210ZM17 183V182H16ZM41 182H39V184H40ZM117 183V182H116ZM119 183V184H120ZM148 183V184H149ZM183 183H184V181H183ZM5 184V183H4ZM7 184V183H6ZM5 184V185H6ZM11 184V183H10ZM9 184V185H10ZM38 184V185H39ZM118 184V183H117ZM117 184H116V186H117ZM122 184L123 183H121L120 185L122 186ZM151 184V185H152ZM186 184V183H185ZM185 184H183V185H185ZM194 184V183H193ZM192 184V185H193ZM217 184V183H216ZM216 184L213 186L214 187V190L215 191H213V192H215L216 193V195L217 196H222L221 194H224V193H222V188L220 189V187H218L217 186V188H215V186H216ZM221 184V183H220ZM219 184V185H220ZM9 185H8V187H9ZM15 185V184H14ZM17 185V184H16ZM15 185V186H16ZM124 185V184H123ZM153 185H152V189L149 187V191H150V189L151 190H153V189H155V188H157V187H153ZM173 186L174 185H176L175 183L174 184H172ZM181 186V187H183L184 189H185V187L184 186ZM188 185V184H187ZM190 185V184H189ZM211 185V184H210ZM209 185V186H210ZM0 186H1V183H0ZM4 186V185H3ZM11 186V185H10ZM13 186V185H12ZM14 186V190H21V188L19 189V188H17V187H15ZM156 186H157V184H156ZM209 186H207L208 187V189H209ZM19 187V186H18ZM120 187V186H119ZM118 187V188H119ZM124 187H125V185H124ZM172 187V186H171ZM178 187V186H177ZM212 187V186H211ZM212 187V188H213ZM1 188V187H0ZM3 188H5V187H3ZM10 188V187H9ZM16 188V189H15ZM35 188V187H34ZM117 188V187H116ZM121 188V187H120ZM176 188V187H175ZM179 188V187H178ZM6 189H8V188H6ZM11 189V188H10ZM36 189V188H35ZM126 189V188H125ZM1 190V189H0ZM5 190V189H4ZM3 190V191H4ZM64 190L66 191V189H65V187H64ZM115 190H117V189H115ZM122 190H124V189H122ZM210 190H212L211 188H210ZM2 191V192H3ZM8 191V190H7ZM98 192H99V190H97ZM97 191H95V192H93V194H95V193H98ZM119 191V193H120V191L121 190H118ZM126 191V190H125ZM154 191V190H153ZM153 191H151V192H153ZM13 191L11 190V191H9L8 193H12ZM102 192V191H101ZM122 192H124V191H121V193ZM127 192V191H126ZM208 192V191H207ZM210 192V191H209ZM7 193V194H8ZM18 193V192H17ZM21 193V192H20ZM100 193V192H99ZM102 193H104V191L102 192ZM102 193L100 194V195H102ZM115 193V192H114ZM118 193V194H119ZM125 193V192H124ZM123 193V194H124ZM182 195H181V194ZM215 193H214V196H215ZM5 194H6V192H5ZM6 194V195H7ZM12 194H14V193H12ZM19 194V193H18ZM115 194H117V193H115ZM118 194H117V196H118ZM122 194V195H123ZM128 194V193H127ZM126 194V195H127ZM164 194H166V196L168 197L167 199V203H165L166 202V200H165V196H164V198H163V196L162 195H164ZM180 194V195H179ZM212 194V193H211ZM210 194V195H211ZM16 195V194H15ZM15 195H14V198H16L15 197ZM20 196H21V194H19ZM67 195V194H66ZM97 195V194H96ZM153 195V194H152ZM3 195H1V197H2ZM8 197H9V195H7ZM20 196H18L17 195V197H20ZM105 196H107V195H105ZM109 196V195H108ZM115 196V199L116 198H118V204L117 205H119L118 207L119 208H121V210H125L126 211V206H125V204H127V203H125V199L124 198H126V196L123 198V196L121 197V194H119V196L118 197H116V195H114ZM128 196V195H127ZM153 196H155V194L153 195ZM160 198H159V197ZM213 196V195H212ZM224 196V195H223ZM4 197V196H3ZM6 197V196H5ZM5 197H4V199H5ZM12 198H13V195L11 196ZM22 197V196H21ZM69 197H70V195H69ZM104 197V196H103ZM111 197H112V195H111ZM146 197L148 198V196L146 195ZM156 197H154V198H156ZM56 198H58V196L56 197ZM65 198V197H64ZM98 198H99V196H98ZM102 198V197H101ZM106 198H109V197H106ZM114 198V197H113ZM112 198V199H113ZM136 198H138L137 197V195H136ZM159 198V199H158ZM217 198H220V197H216L214 200L216 201V199ZM8 199V198H7ZM10 199V198H9ZM60 199V198H59ZM61 199H62V197H61ZM60 199V200H61ZM66 199H68V198H66ZM111 199V200H112ZM134 199V198H133ZM151 199V198H150ZM164 199V200H163ZM13 200V199H12ZM57 200V199H56ZM63 201H66V200H64V199H62ZM70 200V199H69ZM68 200V201H69ZM103 200V199H102ZM102 200L101 201H99V202H102ZM109 200H110V198H109ZM138 200V199H137ZM224 200V199H223ZM225 200H226V198H225ZM224 200V201H225ZM4 201V200H3ZM5 201H7V200H5ZM71 201V200H70ZM104 201H106V200H104ZM116 201V200H115ZM114 201V202H115ZM220 201V200H219ZM8 202V201H7ZM56 202V201H55ZM58 202H59V200H58ZM62 202V201H61ZM89 202V201H88ZM110 201H108V203H109ZM117 202V201H116ZM115 202V203H116ZM127 202V201H126ZM149 202V201H148ZM147 202V203H148ZM151 202V204H152V200L150 201ZM221 202V201H220ZM6 204V202H2L1 203V205L2 204ZM8 203H10V202H8ZM11 203H13L12 201H11ZM14 203H16L15 201H14ZM96 204H98L97 202H95ZM94 203V204H95ZM106 203V202H105ZM107 203V204H108ZM135 203H136V200H135ZM138 203V202H137ZM136 203V204H137ZM212 203H216V202H212ZM219 203V202H218ZM222 203V202H221ZM220 203V204H221ZM4 204V205H5ZM44 204H46V203H44ZM55 204H58L57 202L55 203ZM60 205H61V203H59ZM71 204H72V202H71ZM104 204V203H103ZM102 204V205H103ZM106 204V205H107ZM111 204H113L114 205V203H111ZM223 204H226V201H225V203L223 202ZM7 205V204H6ZM4 206V207H7V206ZM62 205H63V203H62ZM62 205H61V207H62ZM64 205H65V203H64ZM63 205V206H64ZM68 205H70V204H68ZM74 205V204H73ZM89 206L91 205V206H93L92 205V203L91 204H88ZM87 205V207H89ZM100 206H98V207H100L98 210H100L101 208H102V205L101 204H99ZM108 205H110V204H108ZM108 205H107V209H108ZM169 205V204H168ZM168 205H166L167 207H168ZM212 205V204H211ZM216 205V204H215ZM10 206V205H9ZM13 206H14V204H13ZM12 206V207H13ZM95 206V205H94ZM93 206V207H94ZM97 206V205H96ZM104 206H105V204H104ZM103 206V208L102 209H104L105 207ZM112 206V205H111ZM111 206H109V208L111 207ZM147 206H149L148 204H147ZM147 206H146V208H147ZM151 206V205H150ZM56 207H58V206H56ZM60 207V208H61ZM71 207H72V205H71ZM74 207V206H73ZM115 207H116V205H115ZM118 207H116L115 209H113V210H111L110 211V209H108L109 211H108V214H110V216H106L105 215V219H107L106 217H110V218H108L110 221L112 220V223H113V220L116 222V224H117V220H118V217H122V219H123V217L124 216H119L118 215V213H119V208ZM125 207V208H124ZM170 207V206H169ZM75 208V207H74ZM92 208V207H91ZM114 208V207H113ZM118 208V209H117ZM124 208V209H123ZM204 208H206L205 206H204ZM9 209H10V207H9ZM15 209V208H14ZM59 209V208H58ZM64 209H65V207H64ZM64 209L62 208L61 210H63L64 211ZM70 209V208H69ZM72 209V208H71ZM84 209V207L82 208V210ZM94 209H97V207H94ZM94 209L92 210V211H94ZM106 209V208H105ZM112 209V208H111ZM148 209H149V207H148ZM66 210V209H65ZM97 210V211H98ZM120 210V211H121ZM127 210H130V208L128 209L127 208ZM150 211H151V209H149ZM205 210V209H204ZM206 210H208V208L206 209ZM220 210V209H219ZM15 211V210H14ZM13 211V212H14ZM60 211V210H59ZM63 211H61V213L63 212ZM69 211H71V210H69ZM81 211V210H80ZM84 211V210H83ZM83 211H81V212H83ZM87 211V213H88V211H89V213L91 214V216H89L90 214H88V215H86V217H84V218H86V221L87 222H85L86 224H87V226H88V228L90 229H94V228H99V226H102V227H100L99 228V230L101 231L105 226H103V223L101 224V222H105L106 220H103V218L102 217H104L103 215L101 216V214L99 213V211L97 212V211H95V212H90V210H86ZM125 211H122V212H124V213H126ZM131 211V210H130ZM145 211H147L148 212V210L146 209ZM216 211H217V209H216ZM1 212V211H0ZM7 212V211H6ZM12 212V209H11V212L10 213H13ZM100 212H104V214L105 213H107V212H105V210L104 211H100ZM121 212V214L120 215H122L123 213ZM128 212V211H127ZM132 212V211H131ZM146 212V213H147ZM176 212V211H175ZM180 212L177 214V216L180 214ZM220 212H222V211H220ZM3 213V212H2ZM9 213V214H10ZM16 213V212H15ZM58 213H60V212H58ZM68 213V212H67ZM73 213V210H72V212H71V214ZM84 213V212H83ZM149 213V212H148ZM213 213V212H212ZM4 214V213H3ZM9 214L7 213V216H9ZM74 214V213H73ZM73 214H72V217H73ZM76 214V213H75ZM130 214H131V216L132 217H128L127 215H129L130 216ZM221 214V213H220ZM14 215V214H13ZM47 215V217H48V213L46 214ZM60 215V214H59ZM63 217L64 218H66L65 217V215H66V213L65 212H63ZM82 215H85V214H82ZM123 215H125V214H123ZM181 215L180 216H178L179 218L181 217ZM213 215V214H212ZM61 216V215H60ZM75 216V215H74ZM81 215H79V217H80ZM118 216V217H117ZM128 217L129 219H128V222H130V220H132V222H134V225H135V223H136V221L134 220L133 221V219H131V218H133V216L134 215H132V213H126V215H125V217ZM177 216H175L176 218L175 219H177L178 217ZM184 216V217H183ZM1 217V216H0ZM3 217V216H2ZM10 217H12V215H10ZM15 216H13L12 218H14ZM4 218V217H3ZM1 218L2 219V222H4V220H6V219H8V218ZM68 218V217H67ZM66 218V219H67ZM80 218H82V217H80ZM84 218H82V219H84ZM178 218V219H179ZM218 218V217H217ZM216 218V219H217ZM219 218H221V217H219ZM68 219H70V218H68ZM67 219V220H68ZM74 219H75V217H74ZM73 218H72V220H74ZM76 219H77V216H76ZM79 219V218H78ZM121 219V218H120ZM177 219V220H178ZM182 219H181V221H182ZM215 219V220H216ZM227 219H226V221H227ZM94 220V221H93ZM109 220H107V223L109 222ZM10 221V220H9ZM8 221V222H9ZM77 221H80L79 223H81V219L80 220H77ZM85 221V220H84ZM84 221H82V223L83 224H85L84 223ZM180 221V222H181ZM1 222V223H2ZM10 222H13V219H12V221H10ZM67 222H71V224H72V221H70V220H68ZM66 222V223H67ZM119 222V221H118ZM176 222H179V221H176ZM183 222V221H182ZM225 222V221H224ZM63 223H65V222H62V224ZM68 223V224H69ZM68 224H67V226H66V228H71L70 226L68 227ZM73 224H75V220H74V222H73ZM72 224V225H73ZM77 224V223H76ZM82 224V225H83ZM92 224V227L90 226L89 227V225H91ZM133 224V223H132ZM131 224V225H132ZM138 224H140V222H138ZM138 224L136 225V227L138 226ZM178 224V223H177ZM181 224H183V223H181ZM217 224H219V223H217ZM216 224V225H217ZM226 224V223H225ZM9 226V223L8 224H6L5 226L6 227H8ZM70 225V224H69ZM78 225V224H77ZM81 225V226H82ZM104 225H106V223H104ZM131 225L129 226V227H131ZM184 225H186V223L185 224H183L182 226L183 227H186V226H184ZM221 226H222V224H220ZM220 225H218V227L220 226ZM11 226H12V224H11ZM62 226H64V224L62 225ZM78 226H80V225H78ZM85 226V225H84ZM94 226V227H93ZM139 226H142V225H139ZM179 226H181V225H179ZM182 226H181V228H182ZM0 227H2V226H0ZM61 227V226H60ZM75 227V226H74ZM73 227V231H74V229L75 228H77V226L74 228ZM134 228H135V226H133ZM217 227V226H216ZM3 228V227H2ZM65 228V229H66ZM79 228V227H78ZM88 228H86L85 229V231H86V234L85 233H83V232H80L79 233V231H84V229H82V227L81 228H79L80 230L79 231H77L78 233V235L77 234H73L72 236H69L70 237V239L72 240V241H69V243H71L72 244V247H70V246H68V245H71V244H69L68 243V245H66V243H65V246H67L68 248L70 247V248H73V246H75L76 247V250L78 251V249H79V251H81L82 250V253H80L79 251V253H80V255L82 254V257L80 256V255H77L78 254V252H76L75 250V252L74 251H72V249H71V252H74V253H76V255L78 256H75V254H74V256L76 257V258H74V256H72L73 255V253H71V254H69L68 252V254L69 255H71L72 257H73V259H72V262H71V264H91L90 263V258H91V255L89 254L90 253V251H89V253H87L86 252V247H84V246H87V244L85 243L86 242V238H87V241H88V243H89V240H91V238H90V236H88V237H86V235L88 234V232H90L89 230H88ZM140 228V227H139ZM63 229V228H62ZM68 229V230H69ZM90 229V230H91ZM127 229H128V227H127ZM132 229V228H131ZM131 229H129V230H131ZM143 229V228H142ZM142 229H140V230H142ZM208 229V230H207ZM2 230V229H1ZM78 230V229H77ZM128 230V231H129ZM133 230V229H132ZM135 231L137 230V229H134ZM133 230V232H131V231H129V233L131 232V234L129 235L130 237H131V239L130 238H128L129 236H127V238L128 239H130L128 242H129V244L131 245L130 246V248H128V247H124L123 246V248H126V251H128V253L129 252H131L132 254L130 255V257H134L133 255H137L138 256V258L141 260V263L142 264H144L145 262H144V258L145 257H147V256H145V254H146V252L148 251V248H146L147 249V251L145 252V254H144V252H143V249H144V243L142 242V241H139L138 240V237L137 236H134L135 235V231ZM231 230V231H230ZM6 231V230H5ZM43 231V230H42ZM66 231V230H65ZM73 231H70V232H72L73 233ZM84 231V232H85ZM88 231V232H87ZM94 231V230H93ZM93 231L91 232V234L93 235ZM144 231V230H143ZM4 232V231H3ZM45 232V231H44ZM61 232V231H60ZM70 232L68 231V233L70 234ZM95 232L97 233L98 231H96L95 230ZM95 232H94V234H95ZM181 232H182V234H181ZM0 233H1V231H0ZM10 233H12V232H10ZM10 233H8V234H10ZM61 233H63V232H61ZM67 233V235H69ZM71 233V234H72ZM74 233H76V231L74 232ZM128 233V234H129ZM140 233V232H139ZM138 233V234H139ZM144 233V232H143ZM191 233V234H192ZM8 234H6V235H8ZM64 234H66V232L64 233ZM91 234H89V235H91ZM98 234V233H97ZM95 235L96 237L98 236V235ZM101 234V233H100ZM184 234H185V236H184ZM3 235V234H2ZM4 235H5V232H4ZM11 235V234H10ZM10 235H8V236H10ZM22 235V234H21ZM37 235H39V234H37ZM37 235H35V240L37 241V240H39V238H37V237H39V236H37ZM40 235H41V233H40ZM42 235H44V234H42ZM63 235V234H62ZM91 235V236H92ZM136 235H137V233H136ZM140 235V234H139ZM138 235V236H139ZM45 237L47 236V235H44ZM95 236H93V237H95ZM143 236V235H142ZM144 236H145V233H144ZM209 236H207V237H209ZM233 236H232V239H233ZM13 237V236H12ZM67 236H65V238H66ZM72 237V238H71ZM95 237V238H96ZM139 237H141V235L139 236ZM231 237V236H230ZM14 238V237H13ZM12 238V239H13ZM15 238H16V235H15ZM32 238H34V237H32ZM47 238H49L48 236H47ZM60 238V237H59ZM127 238H125V241H126V239ZM144 238V237H143ZM204 240H205V237H202ZM201 238V239H202ZM7 239V238H6ZM5 239V240H6ZM8 239H10V238H8ZM17 239V238H16ZM15 239V240H16ZM61 239V238H60ZM68 240H69V238H67ZM89 239V240H88ZM208 239V238H207ZM206 239V240H207ZM229 239V238H228ZM231 239V238H230ZM229 239V240H230ZM14 240V241H15ZM33 240V239H32ZM47 240V239H46ZM95 240V239H94ZM141 240H142V238H141ZM147 240V239H146ZM178 240L176 241V240H173L174 242V244H176L177 245V243L176 242H178ZM227 240V241H226ZM9 241H11V240H9ZM17 241H18V239H17ZM34 241V240H33ZM48 241V240H47ZM65 241H66V239H65ZM96 242H97V239L95 240ZM94 241V242H95ZM145 241V240H144ZM208 241H206V242H208ZM91 242V241H90ZM93 242V241H92ZM148 242V241H147ZM147 242H145V243H147ZM182 242V243H181ZM181 243V244H180ZM202 244V246H201V244ZM6 244H8L7 242H6ZM13 244H14V242H13ZM12 244V245H13ZM123 244H124V242H123ZM126 244V243H125ZM124 244V245H125ZM197 244V245H196ZM206 244V245H205ZM228 244V243H227ZM242 244V243H241ZM10 245H11V243H10ZM80 245V246H79ZM5 246H7V245H5ZM88 246H89V244H88ZM88 246H87V248H88ZM147 246V245H146ZM149 246V245H148ZM171 246H173V248H176V246H174L173 244L171 245ZM178 246V245H177ZM12 247V246H11ZM10 247V248H11ZM78 247H81V249L80 248H78ZM213 247H215L214 249H213ZM227 247L228 246H226L225 248L227 249ZM13 248V247H12ZM16 248V247H15ZM70 248H69V250H70ZM122 248V249H123ZM128 248V249H127ZM203 248V250H205ZM14 249V248H13ZM13 249H11V251H13ZM75 249V248H74ZM84 249H86V250H84ZM90 249V248H89ZM181 249V248H180ZM186 249V250H185ZM188 249V250H187ZM68 250V249H67ZM171 250V251H170ZM175 250V249H174ZM176 250H178L177 248H176ZM175 250V251H176ZM182 250V249H181ZM202 250V252L200 253V255L201 254H203V251ZM239 250V249H238ZM6 251H8L7 249H6ZM169 251H170V253L171 254H169L170 256L171 255H173V253H174V251L172 250V249H169ZM172 251H173V253H172ZM179 251V250H178ZM189 251V252H188ZM209 250H207V251H205V252H208ZM216 251V250H215ZM224 251V250H223ZM204 252V253H205ZM210 252V251H209ZM221 253H225V252H222V251H220ZM219 252V253H220ZM228 252H229V250H228ZM1 253V252H0ZM8 253V252H7ZM14 254L16 253V252H13ZM124 253L126 254V252H125V250H124ZM198 253H199V251H198ZM213 254V251H211L210 252V254ZM217 253V252H216ZM215 253V254H216ZM219 253H217L218 255H219ZM220 253V254H221ZM226 253H227V251H226ZM239 253V252H238ZM68 254H66L67 256H69ZM88 254L90 255V258L88 257ZM130 254V253H129ZM149 254V253H148ZM148 254H146V255H148ZM166 254V253H165ZM179 254V256H176V255H178ZM178 254H174L176 257H179V258H183L182 256L184 255H182L181 253H179L178 252ZM181 254V255H180ZM195 254V255H196ZM216 254V255H217ZM2 255H4L3 254V252H2ZM154 254H152V257L151 258H153V257H155L156 255H154ZM174 255H173V258H174ZM193 257L195 256V255H193V254H191ZM198 255V254H197ZM199 255V256H200ZM206 255L209 257V256H211V255H209V254H207L206 253ZM222 255V254H221ZM221 255H219V258H220V256ZM225 256H226V254H224ZM224 255H223V258H224ZM230 255V254H229ZM1 256V255H0ZM5 256H7V255H5ZM10 256H12V253H11V255ZM9 256V257H10ZM14 256H16V255H14ZM13 256V257H14ZM79 256H80V259H79ZM128 256V255H127ZM149 256V255H148ZM150 256H151V254H150ZM161 256H163V254L161 255ZM160 256V257H161ZM169 256V257H170ZM187 256V255H186ZM185 255H184V257H186ZM189 256H190V254H189ZM188 256V257H189ZM199 256H198V258H199ZM206 256V257H207ZM8 257V256H7ZM13 257H11L12 259H13ZM130 257H128V259L130 258ZM166 257H168V255H166L165 256V261L167 260L166 259ZM172 257V256H171ZM201 257H203V256H201ZM200 257V259L201 260H204V259H202ZM212 257H213V255H212ZM228 257V256H227ZM226 257V258H227ZM230 257V256H229ZM65 258H67V260H68V257H65V256H63L62 257V259L63 260H65ZM79 259V260H76L75 262H74V260L75 259ZM162 259H164V257H161ZM198 258H195L196 260L198 259ZM210 259H212L213 260V258H211V257H209ZM209 258H208V260H209ZM222 258V257H221ZM0 259H1V257H0ZM132 259V258H131ZM135 260L136 261V264H138L137 262H139L140 260ZM155 259V258H154ZM160 259V258H159ZM177 259V258H176ZM185 259L186 258H184V262H185ZM147 260V259H146ZM153 260V259H152ZM156 260V262H154L153 264H157V262H158V264H159V261L161 260H159L158 261V258L157 259H155ZM171 259H169V261H170ZM173 260V259H172ZM175 260V259H174ZM178 260H180V259H178ZM183 260V259H182ZM187 260V259H186ZM199 260V259H198ZM212 260H211V262H212ZM215 261H216V263L218 262H220V261H217V259H214ZM219 260H222V259H219ZM224 260V259H223ZM226 260V259H225ZM92 261V260H91ZM132 261H134V260H132ZM132 261H131V263H132ZM134 261V262H135ZM150 261V260H149ZM163 261V260H162ZM168 261V260H167ZM167 261H166V263H163L162 262V264H167ZM168 261V262H169ZM195 261V260H194ZM200 261V260H199ZM2 262V261H1ZM60 262H62V263H64L62 260L60 261ZM66 262V261H65ZM69 262V263H70ZM127 262H129L130 263V261H127ZM152 262V261H151ZM161 262V261H160ZM171 262V261H170ZM169 262V263H170ZM188 262V261H187ZM197 262V261H196ZM206 262H207V260H206ZM210 262V260L208 261V263ZM210 262V263H211ZM214 262V261H213ZM212 262V263H213ZM223 262V261H222ZM226 262V261H225ZM230 261H228L227 263H229ZM20 263V262H19ZM61 263V264H62ZM67 264H69L68 263V261L66 262ZM66 263H64V264H66ZM125 264H128V263H126V262H124ZM130 263V264H131ZM140 263V264H141ZM147 263H148V260H147ZM168 263V264H169ZM211 263V264H212ZM224 263V262H223ZM232 263V262H231ZM13 264V263H12ZM18 264V263H17ZM43 264V263H42ZM135 264V263H134ZM199 264V263H198ZM205 264V263H204ZM207 264V263H206ZM215 264V263H214ZM220 264V263H219ZM230 264V263H229ZM233 264V263H232Z\"/></svg>","mask_w":264,"mask_h":264}]
</instances>
